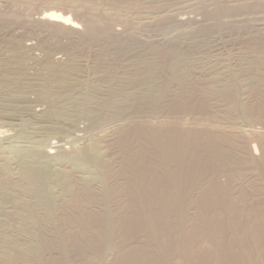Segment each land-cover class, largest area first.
<instances>
[{
	"label": "bare ground",
	"instance_id": "bare-ground-1",
	"mask_svg": "<svg viewBox=\"0 0 264 264\" xmlns=\"http://www.w3.org/2000/svg\"><path fill=\"white\" fill-rule=\"evenodd\" d=\"M128 1V0H125ZM132 1V0H131ZM130 1V2H131ZM136 1V0H135ZM140 1V0H139ZM142 1V0H141ZM140 1V2H141ZM146 5L143 7L136 9L135 11L140 14L146 13L148 14H153L154 11L157 12L159 11L160 7H165L169 1L168 4H170V0H144V2ZM182 1V0H181ZM184 1V0H183ZM187 1V0H185ZM191 1V0H190ZM189 1V2H190ZM195 1V0H194ZM197 2L195 3H204L206 4L207 2L211 1V0H196ZM214 1V0H213ZM212 1V2H213ZM220 0H215L213 2L214 6L210 5V4H206L210 7H214L213 10L209 13L208 10H206L207 8H201L204 9V14L205 16L207 15V19L205 22H207V20L211 19L212 20H216L218 21L220 18V16H222L224 12L227 11V7L221 6L219 5ZM223 1V0H222ZM229 1V0H228ZM232 1V0H231ZM238 1V0H237ZM133 3H135L134 1H132ZM131 2V3H132ZM139 2V3H140ZM167 2V3H166ZM173 2V1H172ZM178 3V1H175ZM193 1H191L192 3ZM236 2V1H235ZM138 3V1H137ZM142 3V2H141ZM162 3H165L164 5ZM174 3V2H173ZM190 3V4H191ZM224 3V1H223ZM233 3V2H232ZM260 3V2H259ZM262 3V2H261ZM128 4L130 5L129 1ZM175 4V3H174ZM187 4V3H186ZM189 4V3H188ZM212 4V3H211ZM225 4V3H224ZM140 5V6H142ZM171 5V4H170ZM173 5V4H172ZM182 5V4H181ZM184 5V4H183ZM192 5V4H191ZM189 5V6H191ZM196 5V4H195ZM135 6V5H134ZM132 5V7H134ZM259 6V5H258ZM262 6V5H261ZM264 6V4H263ZM129 7V6H128ZM174 7V6H173ZM187 7V5H186ZM49 8V7H48ZM131 8V7H130ZM135 8V7H134ZM138 8V7H136ZM168 8V5H167ZM175 8V7H174ZM193 8V7H192ZM261 8V7H260ZM133 9V8H132ZM163 9V8H162ZM161 9V10H162ZM201 9V10H202ZM128 10V9H127ZM165 10V9H164ZM167 10V9H166ZM179 10V9H177ZM190 10V9H189ZM194 10V9H193ZM225 10V11H224ZM40 11V10H39ZM132 13L133 10H130ZM174 11V10H173ZM172 11V12H173ZM210 11V10H209ZM134 12V14L136 13ZM156 12V13H157ZM160 12V11H159ZM170 12V11H169ZM177 12V11H176ZM245 11H243L244 13ZM155 13V12H154ZM155 13V14H156ZM161 13V12H160ZM184 13V12H183ZM189 13V12H187ZM133 14V13H132ZM139 14V15H140ZM182 15V13H180ZM178 14V15H180ZM185 14V13H184ZM227 14V13H226ZM229 14V13H228ZM37 15V17L35 18L38 22V20H40L39 22H55L57 25L60 24V26H65L67 28H71L73 29H78L79 27V22L77 21L76 17L73 18L70 14L68 13H64V12H59L56 11L55 9H45L42 10L38 13L35 14V16ZM144 15V14H143ZM145 15V16H147ZM168 15V14H167ZM170 15V14H169ZM173 16L175 17L173 21L175 24H178L179 22H181L183 16ZM190 15V14H189ZM198 15V13H197ZM241 15V14H240ZM149 16V15H148ZM185 16V15H184ZM191 16V15H190ZM193 16V14H192ZM199 16V15H198ZM196 20L193 21L197 22L198 25H202L204 21L198 22L197 21V16ZM201 17V16H200ZM229 17V16H228ZM139 18V17H138ZM142 18V17H140ZM151 18V17H150ZM170 18V17H169ZM185 18V17H184ZM184 18L182 20V23H185ZM190 18V17H189ZM193 18V17H192ZM205 18V17H204ZM210 18V19H209ZM238 18V17H237ZM137 19V18H136ZM144 19V18H143ZM148 19V18H146ZM155 19V18H154ZM164 18H161V20L159 21L160 23L157 24H162L161 21ZM165 19H168L165 18ZM202 19V17L200 18ZM222 19V18H221ZM227 19V18H225ZM243 19V18H242ZM260 19V18H259ZM262 19V18H261ZM156 20V19H155ZM186 20V19H185ZM188 20V19H187ZM205 20V19H202ZM229 20V19H227ZM244 20V19H243ZM139 21V20H138ZM168 22V20H166ZM172 21V20H171ZM184 21V22H183ZM221 21V20H219ZM256 21V20H255ZM142 22V21H141ZM158 22V20L156 21ZM165 22V21H164ZM163 22V23H164ZM173 22H169L172 26ZM189 22V21H187ZM192 22V21H191ZM193 22V23H194ZM210 22V21H209ZM210 24L214 25L212 22ZM232 22V21H231ZM257 22V21H256ZM138 23V22H136ZM154 23V21H153ZM173 23V26L175 25ZM222 23V22H221ZM227 23V22H226ZM242 23V22H241ZM152 24V23H151ZM155 24V23H154ZM166 28L170 25H168V23H166ZM192 24V23H191ZM190 24V25H191ZM196 24V23H195ZM207 24V23H206ZM209 24V23H208ZM236 24V23H235ZM239 24V23H238ZM246 24V23H245ZM250 24V23H249ZM15 25V24H14ZM13 25V27H14ZM25 25V24H24ZM150 25V24H149ZM187 25V24H186ZM216 25V26H215ZM214 26L211 27V25L207 26H200L202 27V30H200L201 32L204 31L207 33H210L207 36H211L212 38L210 39V42L208 41V43H210V46L212 45V43L214 42H221L220 39H222V31H219L220 29H218V27H220V22H216ZM234 25V24H232ZM241 25V24H239ZM253 25V24H252ZM262 25V23H261ZM10 26V25H8ZM119 26V25H118ZM141 26V25H140ZM144 26V25H143ZM147 25H145V27H147ZM152 26V25H151ZM156 26V25H155ZM160 26V25H159ZM164 26V25H162ZM161 26V27H162ZM176 26V25H175ZM174 26V28H176ZM180 26V25H179ZM188 26V25H187ZM194 26V25H193ZM227 26V24L225 25ZM225 26H223L225 28ZM259 24H255L252 28L256 29L259 28ZM264 26V24H263ZM5 27V26H4ZM11 27V26H10ZM9 27V28H10ZM18 27V26H16ZM24 27V26H23ZM190 27V26H189ZM199 27V28H200ZM222 26L220 28H223ZM233 27V26H232ZM239 27V26H238ZM237 27V28H238ZM247 27V25H246ZM249 27V26H248ZM12 28V27H11ZM20 28V27H19ZM28 28V27H26ZM33 28V26H32ZM30 28V29H32ZM116 28V26L114 27ZM129 28V27H128ZM130 28H133L132 26ZM137 28L139 29V27L137 26ZM150 28V27H149ZM152 28V27H151ZM155 28V27H154ZM160 28V27H159ZM164 28V27H162ZM169 28V27H168ZM171 28V27H170ZM173 28V27H172ZM173 28V29H174ZM198 28V29H199ZM213 28H217L213 29ZM252 28H248V29H252ZM261 28V26H260ZM259 28V29H260ZM263 28V27H262ZM39 29V28H38ZM50 29V28H48ZM70 29V32H71ZM119 29V28H118ZM124 29V28H123ZM136 30V28H134ZM142 29V28H141ZM145 29V28H144ZM147 29V28H146ZM156 29V28H155ZM157 29H158V25H157ZM196 29V28H193ZM192 29V30H193ZM197 29V30H198ZM228 29V28H227ZM233 29V28H232ZM232 29H230L231 31H233ZM236 29V25L235 28ZM242 29V28H241ZM245 30H247L246 28H243ZM242 29V30H243ZM264 29V28H263ZM8 30V29H7ZM13 30V29H12ZM42 30V29H41ZM47 30V29H46ZM45 30V33H46ZM51 30V29H50ZM63 30V28H62ZM67 30V29H66ZM113 30V29H112ZM111 28H110V32L109 31H105L104 34L106 35L107 32L108 33H112ZM133 30V29H132ZM140 30V29H139ZM152 30V29H151ZM161 30V28H160ZM169 30V29H168ZM193 32V34L196 33H200L198 31ZM216 30V31H214ZM237 30V29H236ZM239 30V28H238ZM237 30V31H238ZM262 30V29H260ZM11 31V30H10ZM21 31V30H20ZM35 31V30H34ZM40 31V29L38 30ZM55 31V30H54ZM57 31V30H56ZM56 31L54 32V34H56ZM69 32V30H67ZM75 31V30H74ZM92 31V30H91ZM118 31V30H117ZM131 31V29L129 30V32ZM134 31V30H133ZM138 30H136L137 32ZM145 31V30H143ZM147 31V30H146ZM149 31V29H148ZM154 31V29L152 30V32ZM166 30L163 29L162 32H165ZM226 31V30H225ZM228 31V30H227ZM226 31V32H227ZM244 31V30H243ZM252 31V30H249ZM258 31V30H257ZM14 32V31H13ZM43 30H42V34H43ZM51 32V31H50ZM58 32V31H57ZM65 32V31H64ZM69 32V33H70ZM139 32V31H138ZM142 32V31H141ZM150 32V31H149ZM156 32V30H155ZM167 32V31H166ZM189 32V31H187ZM190 32V33H192ZM241 32V31H238ZM12 33V31H11ZM39 33V32H36ZM48 33V31H47ZM46 33V34H47ZM63 33V32H62ZM118 33V32H115ZM128 33V32H127ZM135 33V32H134ZM140 33V32H139ZM148 33V32H147ZM202 33V35H203ZM248 33V32H246ZM250 33V32H249ZM248 33V34H249ZM256 33V32H255ZM261 33V32H260ZM13 34V33H12ZM46 34H45V38H46ZM49 34V33H48ZM47 34V35H48ZM57 33V37H58ZM90 34H92V32H90ZM119 34V33H118ZM131 34V33H130ZM127 35L128 37L130 36ZM149 34V33H148ZM155 36L157 35V33H153ZM164 34V33H163ZM181 34V33H180ZM179 34V35H180ZM189 34V33H188ZM187 34V35H188ZM201 34V33H200ZM206 34V33H205ZM238 34V33H237ZM23 35V34H22ZM33 35V34H32ZM53 35V34H52ZM64 35V33H63ZM67 36H69V34H66ZM109 35V34H108ZM111 35V34H110ZM144 35V34H143ZM152 35V33H151ZM165 35V34H164ZM183 35V34H182ZM185 35V34H184ZM183 35V36H184ZM224 35V34H223ZM256 35V34H254ZM36 36H38L36 34ZM55 36V35H54ZM65 36V35H64ZM71 36V35H70ZM74 36V35H73ZM72 36V37H73ZM78 36V35H76ZM116 36V35H115ZM121 36V33H120ZM166 36V35H165ZM192 37V34L189 35ZM197 37H200L199 35L196 34ZM195 37V40L191 42V40H189L191 43H188L186 46H184V48L182 49L180 48H176L173 50V52L170 53V55L168 54L167 48H165L162 43V47H158L160 45H156L155 42V47L154 49L146 50V56L149 55L151 58H154L155 64L151 63L149 65H146L147 67L145 68V74L147 79H149L151 82H153L156 78L160 79L159 82V95H158V104L160 105L159 107V115L160 112L164 113L168 118L166 120H162L159 121L157 123H147V121L145 122V118L142 121H139L138 119H134V118H128V117H124V116H119V121L121 120L120 117L123 119L126 118V122H128V120L130 122H128L126 125L122 124L121 121L120 123L117 122L115 120V122L121 124V128L119 129V127L116 125V127L118 128L112 132H109V134H106L107 138L105 139V141L107 142L106 146L108 149V157L103 156V158H96L95 160H92L91 157L90 158V162L91 164L93 163L94 167L96 170H98L102 175L104 181H105V188L103 190H100V187L98 185L97 187H94L92 184H90L92 187H90L88 185V187L86 185H84L85 183L83 181L80 180V178H78V173L75 174H65L66 176H64L65 178L68 179V184H67V193L65 194L66 197L62 198L59 203L56 204V207L54 203L48 202V200L45 197V192L44 191V180L41 173H38L37 171L34 170H29L27 169L24 172L23 176V181L24 182H19L18 180L20 179H15V175L14 177L12 176L11 178H9L7 175H2V173L0 174V185L2 187H5V189H7L6 187L10 186L13 187V191H16V196L13 198L15 199L16 197L18 199H20L19 197H28V201L26 202V204L24 206H26V209L28 211L27 215L32 222L33 226L35 228V230L37 232H39V242L40 245L43 249L41 255H40V264H72V260L75 257H72L70 255H72V248L74 244H80V246L83 244L86 245L85 247L88 248L85 251H80V252H84V253H80L82 255V257H80L79 259H77L76 262H78V260H88V262H90L89 260H94L92 259V256H101L102 254H104V252H106V250H108V248H110V251L112 250L113 253H115L116 250H113L114 248H118L116 251V254H112L110 256L113 255V257L110 259V257L108 256L109 252L106 253L108 255H106L107 260L110 262L111 260V264H165L168 260L167 258H170L171 256H173L177 262V264H185V262L187 261L186 258L188 259L187 256H189V250L187 251L188 254L186 255L184 252V247L186 246V244L189 245V243H191V246L193 244V242L197 243V239L203 240V237H205L204 239L206 240V243L203 244L202 242V247H204V245L207 247L208 244H211L209 247L214 248V251H217L215 253H218L221 256V258H225V254L223 256L222 253H224L227 250V264H254L255 262L251 259L255 258L258 256L259 259H262V253L257 255L254 254L252 255L250 251H254V250H250V245H248V237L251 239L253 238L251 241H254V245L256 244V240L257 243L259 242L258 240H261V238H264V212L261 211L260 212V216L257 213V215L255 214L256 212H253L252 217H249L248 212H246V209H250L249 206H245V204L248 202V196H247V192H245L243 189L240 188V190H238V194L233 193L232 189L230 188V183L228 180V172H231V169L228 170L229 167L234 166L238 167L239 165H249L251 166L255 172L261 177L263 185H264V129H258V127L253 124H247L245 125L247 128L244 129H239L236 130L237 128L234 129H230L227 127V117L224 118L222 115H219L220 118L216 117L218 115V112L223 111V109L225 108V105L227 106V102L232 101L234 99V92H224L222 94H219L220 98H217L215 95H213V91H211L210 89L208 90L209 87V79L207 80V74L210 73V71H208V73L206 72L207 68H209L210 66L206 65V62L203 60L202 61L205 62L204 66L206 69H204V67H195L194 68H198L196 69H191L190 66L189 69L187 68V71L184 70L183 72L185 74H189L190 78L192 77V81L190 82V95L187 96L186 100L189 102L188 106L191 108H204L203 105H205V102L207 104H209V107H213L215 108V111L213 109H211L213 112H215L214 114V118H218L215 122H211L209 123L207 118L205 120L206 121H202L199 117L200 120H195L193 119V121L189 124L186 119L184 118H178L176 114L171 110H175V107L178 106H182L184 104L179 103V102H175L177 101L178 95L176 93L175 87L174 90L172 89V85L173 82L171 80L170 77H172V70L171 68L173 67V65L175 64V62H177L178 60H180L179 58L181 57H188L187 55H190L189 57H191V54L193 53V51H195L197 48H199L201 45L199 44L200 41L197 42V38ZM204 36V35H203ZM42 37V36H41ZM49 37V36H47ZM51 37V35H50ZM56 37V38H57ZM66 37V36H65ZM89 37V36H87ZM104 37V35H103ZM111 36H108V38H110ZM126 37V36H125ZM128 37H126L128 39ZM131 37L133 38V36L131 35ZM147 37V36H146ZM159 37V36H158ZM157 37V38H158ZM182 37V36H181ZM185 37V36H184ZM183 37V38H184ZM202 37V36H201ZM235 37V36H234ZM253 37L250 34V38ZM257 37V36H256ZM259 37H261L259 35ZM263 37V36H262ZM35 38V37H33ZM37 38V37H36ZM55 38V39H56ZM74 38V37H73ZM101 38V37H100ZM99 38V39H100ZM106 37V40L108 39ZM114 38V35L113 37ZM119 39V37H117ZM122 38V37H121ZM120 38V39H121ZM131 38V39H132ZM151 38V37H149ZM154 38V37H153ZM153 38H152V42H153ZM156 38V39H157ZM159 38H162V34L160 35ZM165 38V37H164ZM167 38V37H166ZM165 38V40H166ZM178 38V36H177ZM187 38V37H186ZM189 38V37H188ZM203 38H208V37H203ZM240 38V37H239ZM245 38V37H244ZM249 38V36H248ZM258 38V37H257ZM16 39V38H15ZM70 41L71 38L69 37ZM75 39V38H74ZM77 40H82L78 38H76ZM76 39L74 40V42L76 41ZM98 39V40H99ZM123 39V38H122ZM125 39V38H124ZM125 39V42L126 40ZM130 39V40H131ZM135 40H137L138 38H134ZM141 39V38H140ZM139 39V42L141 41ZM146 39V38H145ZM143 39V40H145ZM163 39V38H162ZM161 39V40H162ZM174 39V38H173ZM190 39V38H189ZM200 39V38H199ZM202 39V38H201ZM202 39V42H204ZM235 39V38H234ZM241 39V38H240ZM246 39V38H245ZM259 39V38H258ZM263 39V38H262ZM27 40L30 39H26ZM31 40H33L31 38ZM40 40V39H39ZM60 40V39H59ZM65 40V38H64ZM64 40H62L63 42H65ZM68 40V39H67ZM66 40V41H67ZM96 39H94L95 41ZM97 40V41H98ZM101 40V39H100ZM104 39V41H106ZM111 39H108V41ZM114 40V39H113ZM116 40V39H115ZM129 40V39H128ZM142 40V41H143ZM170 40V39H169ZM167 40V41H169ZM172 40V39H171ZM177 39L175 38V42ZM188 40V39H187ZM209 40V39H207ZM220 40V41H219ZM227 40V39H225ZM243 40V38H242ZM252 40V38H251ZM253 40H255V37L253 38ZM257 40V39H256ZM8 41V40H7ZM61 41V40H60ZM68 41V42H70ZM118 41V40H116ZM132 41V40H131ZM147 41V39H146ZM150 41V42H151ZM155 41V38H154ZM157 41V40H156ZM163 41V40H162ZM161 41V42H162ZM172 41V43H173ZM183 41V40H182ZM188 41V42H189ZM237 41V40H236ZM245 41V40H244ZM249 41V40H247ZM17 42V40H16ZM15 42V43H16ZM30 41H28L26 44H30ZM35 42V41H34ZM41 42V41H39ZM73 42V41H72ZM79 42V41H78ZM101 41H98L97 43H99ZM107 42V41H106ZM111 42V41H110ZM115 42V41H114ZM112 42V43H114ZM121 40L118 42V50L119 53L121 52V54L124 52L126 54H129V52L131 53L132 51L130 49H128L130 46H127L124 48V46L122 47L121 45ZM124 42V40H123ZM138 42V41H137ZM136 42V43H137ZM144 42V41H143ZM158 42L159 39H158ZM164 42V41H163ZM232 42V41H230ZM239 42V41H238ZM241 42V41H240ZM243 42V41H242ZM257 43V41H255ZM259 42V41H258ZM264 42V40H263ZM18 43V42H17ZM33 43V42H32ZM42 43V42H41ZM77 43V42H76ZM96 43V42H95ZM94 43V44H95ZM102 43V42H101ZM120 43V45H119ZM135 43V44H136ZM146 43V42H144ZM147 43H149L147 41ZM165 43H167L165 41ZM164 43V45H165ZM171 43V44H172ZM180 43V41H179ZM205 43V42H204ZM203 43V44H204ZM225 43V42H223ZM222 43V44H223ZM246 43V42H245ZM253 43V42H252ZM261 43V42H260ZM40 44V43H39ZM71 44V43H70ZM106 44V43H104ZM108 44V42H107ZM111 44V43H110ZM109 44V45H110ZM115 44V43H114ZM113 44V45H114ZM125 44V43H124ZM138 44V43H137ZM142 44V43H141ZM158 44V43H157ZM161 44V43H160ZM168 44V43H167ZM177 44V43H176ZM183 44V43H182ZM207 44V43H206ZM221 43H219L218 45H220ZM227 44V42H226ZM255 44V43H254ZM5 45V44H4ZM26 45V46H28ZM32 45V44H31ZM34 45V44H33ZM32 45V46H33ZM93 45V43H92ZM91 45V46H92ZM100 45V44H98ZM144 45V44H143ZM147 45V44H146ZM178 45V44H177ZM200 45V46H198ZM216 44H214L215 46ZM231 45V44H230ZM239 45V44H238ZM241 45V44H240ZM18 46V45H17ZM24 46V45H23ZM22 46V47H23ZM69 47V44L67 45ZM105 45H103L102 47H104ZM120 46V47H119ZM132 46L133 45L132 43ZM131 46V47H132ZM141 46V45H140ZM145 46V45H144ZM172 46V45H171ZM180 46V44L178 45ZM224 46V45H223ZM227 46V45H226ZM233 46V44H232ZM253 46V45H252ZM257 47V45H255ZM261 46V45H260ZM264 46V44L262 45ZM31 47V46H29ZM51 48V46H48ZM71 47V46H70ZM94 47V46H93ZM99 47V46H98ZM101 47V46H100ZM99 47V48H100ZM107 47V46H106ZM114 47V46H113ZM112 47V51L113 50ZM115 47V48H116ZM139 47V44H138ZM148 47V45H147ZM150 47H152L150 45ZM168 47V46H167ZM205 47L204 45L202 46V48ZM207 47V46H206ZM205 47V48H206ZM209 47V45H208ZM222 47V46H221ZM230 47V46H229ZM243 47V46H242ZM245 47V46H244ZM11 48V47H10ZM28 48V47H26ZM57 48V47H56ZM62 48V47H61ZM60 48V49H61ZM66 48V47H65ZM90 48V47H89ZM88 48V51H89ZM95 48V47H94ZM97 48V47H96ZM109 48H111L109 46ZM109 48H107L109 50ZM135 48V47H134ZM132 48V49H134ZM137 48V47H136ZM140 48V47H139ZM153 48V47H152ZM238 48V47H237ZM254 48V47H253ZM260 48V47H259ZM264 48V47H262ZM35 49V48H34ZM54 48H52L53 50ZM59 49V50H60ZM71 49V48H70ZM106 49V50H107ZM173 49V48H172ZM208 49V48H207ZM232 49V48H231ZM243 49V48H242ZM245 49V48H244ZM243 49V50H244ZM252 49V48H250ZM32 50V48H31ZM42 50V49H41ZM51 50V49H50ZM55 50V49H54ZM58 50V51H59ZM69 52H71L69 49H67ZM95 49H92V52ZM101 50H105L104 48H102ZM107 52H111L108 51ZM117 50V49H116ZM130 50V51H129ZM144 50V49H143ZM198 50V49H197ZM201 49L199 48L198 51H200ZM209 50V49H208ZM211 50V49H210ZM214 50V49H213ZM233 50V49H232ZM242 50V51H243ZM264 50V49H263ZM9 51V49L7 50ZM30 51V50H29ZM28 51V52H29ZM36 51V50H35ZM34 51V53H35ZM48 51V50H47ZM87 51V50H86ZM142 51V50H141ZM139 51V52H141ZM207 51V50H206ZM212 51V50H211ZM209 51V52H211ZM220 51V50H219ZM247 51V50H246ZM32 52V51H30ZM43 52V51H42ZM49 52V51H48ZM60 52V51H59ZM67 52V51H66ZM68 52V55H70L71 53ZM97 52V51H96ZM100 52V51H99ZM97 52V53H99ZM106 52V54H107ZM135 52V49H134ZM138 52V49H137ZM202 52V51H201ZM214 52V51H213ZM245 52V51H244ZM251 52V50H250ZM253 52V50H252ZM255 52V51H254ZM253 52V53H254ZM256 52H258L256 50ZM255 52V54H256ZM261 52V51H260ZM56 53V52H55ZM54 53V54H55ZM89 53V52H88ZM112 53V52H111ZM111 53H109V55H111ZM115 53V52H113ZM118 53V54H119ZM123 53V54H124ZM142 53V52H141ZM204 53V51H203ZM207 53V52H206ZM243 53V52H242ZM241 53V54H242ZM30 54V53H29ZM28 54V55H29ZM43 54H45L43 52ZM51 54V53H50ZM53 54V53H52ZM91 54V53H90ZM93 54V53H92ZM95 54V52H94ZM105 54V56H106ZM117 54V53H116ZM117 54V56H118ZM120 54V55H121ZM122 54V56H123ZM124 54V55H125ZM127 54L125 56H127ZM133 54V53H132ZM130 54V57H132V60L134 59V55ZM210 54V53H209ZM239 54V53H238ZM258 54V53H257ZM4 57L6 55H8V53L5 55L3 54ZM23 55H25L26 58V54L23 53ZM21 55V56H23ZM49 55V53L47 54ZM46 55V57H47ZM98 55V54H97ZM102 55V53H101ZM138 55V54H137ZM141 55V54H140ZM203 55V54H202ZM206 55V54H204ZM216 55V54H215ZM221 55V54H219ZM225 55V54H224ZM222 55L223 57H218L215 59V65L213 66V71L214 73L219 77V79H225L227 78V70L229 69H238L239 72H248L249 74L255 75L256 73H259L260 71H264V66H261L259 63V59L260 62L264 61V54L262 53L261 55H255L256 57H253V60H257V61H253L251 60L252 57H250V61L247 60V58L245 57V59L247 61H249V63H247V65H243L242 58H244L242 55V57L238 56V60L241 62L239 64L236 65V68H230L229 63H231L230 61L233 62V56L227 59V55ZM234 55V54H233ZM237 55V53H236ZM240 55V54H239ZM246 55V54H245ZM30 56V55H29ZM32 56V54H31ZM30 56V57H31ZM36 56V55H35ZM43 56V55H42ZM55 56V55H54ZM60 56V55H59ZM95 56V55H94ZM93 56V57H94ZM100 55H98L99 57ZM104 56V55H103ZM100 57V58H103ZM136 56V55H135ZM143 56V54H142ZM141 56V57H142ZM196 56V55H195ZM194 56V57H195ZM201 56V55H200ZM13 57V56H12ZM24 57V56H23ZM28 57V56H27ZM37 57V56H36ZM50 57V56H49ZM48 57V58H49ZM68 57V56H67ZM71 57V56H70ZM92 57V56H91ZM96 57V56H95ZM107 57V56H106ZM115 57V55H114ZM119 57V56H118ZM138 57V56H137ZM136 57V58H137ZM149 57V58H150ZM191 57V58H194ZM198 57V55H197ZM196 57V58H197ZM207 57V55L205 56ZM204 57V58H205ZM213 57V56H212ZM217 57V56H216ZM261 57V58H260ZM2 58V57H1ZM7 58V56H6ZM22 58V57H21ZM29 58V57H28ZM43 58V57H41ZM47 58V59H48ZM55 58V57H53ZM122 57H119V59ZM126 58V57H124ZM135 58V60H136ZM139 58V57H138ZM146 58V57H145ZM183 58V59H184ZM190 58V59H191ZM200 58V57H198ZM208 58V57H207ZM27 59V58H26ZM31 59V58H29ZM34 59V57H33ZM45 59V58H43ZM51 59V58H50ZM73 61V58H70ZM76 59V58H75ZM92 59V58H90ZM104 59V58H103ZM110 58H107V60H109ZM112 59V58H111ZM116 59V58H115ZM128 59V58H127ZM131 59V58H130ZM129 59V60H130ZM236 59V58H235ZM234 59V60H235ZM9 60V59H8ZM36 60V59H35ZM37 60H39V57L37 58ZM42 59H40L41 61ZM86 60V59H85ZM88 60V59H87ZM107 60L104 59V61L107 62ZM118 60V58H117ZM115 60V61H117ZM121 60V59H120ZM118 60V61H120ZM140 60V58H139ZM138 60V61H139ZM143 60V59H142ZM141 63L143 64L144 62ZM146 60V59H145ZM144 60V61H145ZM189 60V59H188ZM195 60V58H194ZM198 60V59H196ZM227 60H228V64H227ZM245 60V61H246ZM20 61V60H18ZM23 61V60H22ZM21 61V62H22ZM26 61V60H25ZM31 61V60H30ZM34 61V60H33ZM39 61V62H40ZM46 61V60H44ZM54 61V59H53ZM64 61V60H63ZM78 61V60H77ZM91 61V60H90ZM127 61V60H126ZM183 61V60H182ZM196 61L197 63L200 62ZM209 61V60H208ZM214 61V59H213ZM212 61V62H213ZM238 61V62H239ZM28 62V61H27ZM32 62V61H31ZM38 62V61H37ZM49 62V60L47 61ZM46 62V63H47ZM52 63V61H50ZM49 62V63H50ZM59 62L58 60L56 61V63ZM68 62V61H67ZM71 62V61H70ZM86 62V61H85ZM109 62V61H108ZM122 61H120L121 64ZM124 62V60H123ZM122 64H125L123 63ZM133 61L128 63H132ZM137 64V60L135 61ZM187 62V61H186ZM189 62V61H188ZM193 62V61H192ZM244 62V61H243ZM6 63V61H5ZM26 63V62H25ZM36 63V62H35ZM92 63V62H90ZM114 63V61L112 62ZM117 63V62H116ZM139 63V62H138ZM146 63V62H145ZM149 63V61H148ZM157 63V64H156ZM181 63V62H180ZM191 63V62H190ZM202 63V62H200ZM211 63V62H210ZM214 63V62H213ZM212 63V64H213ZM245 63V62H244ZM20 64V63H19ZM22 64V63H21ZM24 64V63H23ZM45 64V63H44ZM43 64V65H44ZM58 64V63H57ZM72 64V63H71ZM70 64V65H71ZM77 64V63H76ZM81 64V63H79ZM108 64V63H107ZM119 64V63H118ZM192 64V63H191ZM194 64V62H193ZM192 64V65H193ZM208 64V63H207ZM235 64V63H234ZM25 65V64H24ZM29 65V63H28ZM26 65L27 67H30ZM32 65V64H30ZM39 65V64H38ZM46 66L48 64H45ZM44 65V66H45ZM85 65V64H84ZM83 65V66H84ZM89 65V64H88ZM104 65V64H103ZM112 65V64H111ZM138 66L140 64H137ZM136 65V67L132 66V71L130 68V71L133 72V68L135 69H139L137 68L138 66ZM185 65V64H183ZM182 65V66H183ZM188 65V64H187ZM195 65V64H194ZM198 65V64H196ZM202 65V64H199ZM211 65V64H210ZM36 66V64H35ZM41 66V65H39ZM73 66V65H72ZM95 66V65H94ZM102 66V64H101ZM104 66L107 67V65L105 64ZM115 66V63H114ZM208 66V67H206ZM20 67V66H18ZM24 67V66H23ZM37 67V66H36ZM66 67V66H65ZM63 66V68H65ZM67 67H70L67 65ZM97 67V66H95ZM110 64H108V70L111 69L109 68ZM113 67V66H112ZM116 67V66H115ZM124 67V65H123ZM130 67V66H128ZM145 67V66H144ZM184 67V66H183ZM193 67V66H192ZM212 67V66H211ZM17 68V66H16ZM44 70L46 69L45 67H43ZM71 68V67H70ZM93 68V67H92ZM104 68V67H103ZM114 68V67H113ZM118 68V67H117ZM125 68V67H124ZM143 69V67H141ZM141 68L139 70H141ZM11 69V68H10ZM21 69V67L19 68ZM67 69H63L66 70L65 73H68ZM73 69V68H72ZM97 69V68H96ZM99 69V68H98ZM97 69V71H98ZM106 69V68H105ZM121 69V68H120ZM126 71H127V64H126ZM124 69V70H125ZM135 69V70H136ZM186 69V68H185ZM23 70V69H22ZM21 70V73H22ZM27 70V68H26ZM32 69H30L31 71ZM49 70V69H48ZM62 70V69H59ZM101 70V67H100ZM107 70V71H108ZM116 70V68L114 69V71ZM121 73L124 72L123 68L121 69ZM8 71V70H7ZM25 71V70H24ZM69 71V70H68ZM91 71V70H90ZM93 71V70H92ZM91 71V73H92ZM110 71V70H109ZM125 71V72H126ZM128 70V72H130ZM137 71V70H136ZM4 72V71H3ZM26 72V71H25ZM33 72V71H32ZM40 72V70H39ZM49 72V71H48ZM50 72L53 73V71L50 70ZM57 72V70H56ZM55 72V74H56ZM73 72V71H72ZM83 72V71H82ZM95 72V71H93ZM112 72V73H111ZM116 72V71H115ZM124 72V73H125ZM139 72V71H137ZM188 72V73H187ZM24 73V72H23ZM22 73V74H23ZM38 73V72H37ZM77 73V71H76ZM84 73V72H83ZM97 73V72H96ZM95 73V74H96ZM101 73V72H100ZM107 73V72H106ZM109 73L111 74H115L113 73V71H110ZM32 74V73H31ZM41 74V73H40ZM50 74V73H49ZM57 74H61V71H59V73L57 72ZM63 74V75H64ZM75 74V72H74ZM73 74V75H74ZM119 74V73H118ZM126 74V73H125ZM134 73H131V75ZM141 74V72H140ZM139 74V75H140ZM242 74V73H240ZM34 75V73H33ZM54 75V74H53ZM62 75V74H61ZM63 75L61 78H63ZM67 75V74H66ZM65 75V76H66ZM103 75V74H101ZM109 75V74H108ZM114 75V77H115ZM136 75H138V73H136ZM143 75V74H142ZM210 75V74H208ZM40 76V75H38ZM51 76V74H50ZM49 76V78H51ZM68 76V75H67ZM75 76V75H74ZM85 76V75H83ZM106 76V75H105ZM110 76V75H109ZM112 76V75H111ZM119 76V75H117ZM122 76V75H121ZM126 76V75H125ZM129 76V75H128ZM27 77V76H26ZM29 77V76H28ZM44 77V76H43ZM70 77V76H68ZM67 77V78H68ZM86 77V76H85ZM91 77V76H90ZM107 77V76H106ZM135 77V76H134ZM137 77V76H136ZM135 77V79H136ZM4 78V77H3ZM35 78V77H34ZM33 78V79H34ZM36 78H38L36 76ZM45 78V77H44ZM53 78V77H52ZM59 78V76L57 77V79ZM118 78V77H117ZM124 78V76H123ZM122 78V80L124 81V79ZM131 79L130 77H127ZM39 79V78H38ZM56 79V80H57ZM64 79V78H63ZM76 79V78H75ZM97 78H95L96 80ZM107 78H105L106 80ZM113 79V78H112ZM116 79V78H115ZM119 79V78H118ZM133 79V78H132ZM145 79V77H144ZM158 79V80H159ZM189 79V78H188ZM54 80V79H53ZM79 80V79H78ZM108 80V79H107ZM106 80V81H107ZM121 80V79H120ZM211 80V79H210ZM5 81V80H4ZM23 81V78H22ZM25 81V80H24ZM35 81V80H34ZM43 81V80H41ZM62 81V80H61ZM59 81V82H61ZM99 81V80H98ZM117 81V80H116ZM121 81V82H123ZM126 81V80H125ZM133 81V80H132ZM131 81V82H132ZM31 82V81H30ZM45 82V81H44ZM48 82V79H47ZM52 82V81H51ZM58 83V81H56ZM93 82V81H92ZM114 82V81H113ZM137 82V80H136ZM136 82H134L136 84ZM155 84L157 82L154 81ZM11 83V82H10ZM32 83V82H31ZM77 83V82H76ZM89 83V82H88ZM109 83V81H108ZM107 83V85H109ZM118 83V82H117ZM115 83V84H117ZM129 83V82H128ZM133 83V82H132ZM131 83V84H132ZM148 83V82H147ZM211 83V82H210ZM59 84V83H58ZM68 84V83H67ZM80 84V83H79ZM96 84V83H95ZM99 84V83H98ZM120 84V82H119ZM125 84V82H124ZM127 84V83H126ZM151 84V83H150ZM1 85V84H0ZM4 85V84H3ZM25 85V84H24ZM37 85V84H36ZM61 85V84H60ZM100 85V84H99ZM112 85V84H110ZM123 85V84H122ZM128 85V84H127ZM130 85V84H129ZM134 85V84H133ZM141 85V84H140ZM153 85V83H152ZM158 85V84H157ZM253 85V84H252ZM6 86V85H5ZM31 86V85H30ZM49 86V85H48ZM47 86V87H48ZM62 86V85H61ZM83 86V85H82ZM104 86V85H103ZM114 86V85H113ZM125 86V85H124ZM135 86V85H134ZM137 86V85H136ZM174 86V85H173ZM7 87V86H6ZM11 87V86H10ZM22 87V86H21ZM45 87V86H44ZM67 87V86H66ZM88 87V86H86ZM91 87V85H90ZM97 87V86H96ZM105 87V86H104ZM111 88V86H109ZM120 87V86H119ZM119 87H116L119 88ZM128 87V86H127ZM149 87V84H148ZM62 88V87H61ZM68 88V87H67ZM66 88V89H67ZM75 88V87H74ZM98 88V87H97ZM121 88V87H120ZM119 90H122V88ZM125 88V87H124ZM4 89V88H3ZM6 89V88H5ZM4 89V90H5ZM11 89V88H10ZM16 89V88H15ZM19 89V88H18ZM33 89V88H32ZM52 89V88H50ZM64 89V88H63ZM84 89V88H83ZM83 89L82 92H83ZM108 89V88H107ZM115 89V88H113ZM115 89V90H116ZM127 89V88H126ZM146 89V88H145ZM22 90V89H21ZM19 90V91H21ZM31 90V89H30ZM54 90V89H53ZM60 90V89H59ZM95 90V89H94ZM103 90V89H102ZM109 90V89H108ZM112 90V89H111ZM117 89V91H119ZM9 91V90H8ZM11 91V90H10ZM23 91V90H22ZM21 91V92H22ZM29 91V90H27ZM40 91V90H39ZM65 91V90H64ZM74 91V90H73ZM86 91V90H85ZM97 91V90H96ZM106 91V90H105ZM110 91V90H109ZM113 91V90H112ZM131 91V90H130ZM19 92V93H21ZM51 92V90H50ZM61 92V91H60ZM101 92V91H99ZM122 92V91H121ZM126 92V91H124ZM11 93V92H10ZM26 93V92H25ZM33 93V92H32ZM36 93V92H35ZM34 93V94H35ZM106 93V92H105ZM57 94V93H55ZM59 94V93H58ZM66 94V93H65ZM116 94V93H115ZM128 94V93H127ZM236 94V93H235ZM15 95V94H14ZM23 95V94H22ZM71 95V94H69ZM77 95V94H76ZM86 95V94H85ZM96 95V94H93ZM98 95V94H97ZM96 95V96H97ZM120 95V94H119ZM125 95V94H124ZM132 95V94H129ZM245 95V94H244ZM0 96H2L0 94ZM10 96V95H9ZM12 96V95H11ZM28 96V95H27ZM66 96V95H65ZM64 96V97H65ZM23 97V96H22ZM34 97V96H33ZM43 97V96H42ZM67 97V96H66ZM122 97V96H121ZM126 97V96H125ZM5 98V97H4ZM7 98V97H6ZM5 98V99H6ZM10 98V97H9ZM12 98V97H11ZM20 98V96H19ZM59 98H62V96H60ZM73 98V97H72ZM131 98V97H130ZM183 99V97H181ZM4 99V100H5ZM16 99V98H15ZM31 99V98H30ZM29 99V100H30ZM35 99V98H34ZM42 99V98H41ZM56 99V98H55ZM101 99V98H100ZM123 99V98H122ZM136 99V98H135ZM10 100V99H9ZM20 100V99H18ZM28 100V101H29ZM61 100V99H60ZM98 100V98H97ZM109 100V99H108ZM107 100V101H108ZM111 100V98H110ZM243 100H245L246 103H248V107L250 109V111L252 112H257L259 113L258 116L252 115L250 114V116L248 118L249 121L251 119H258L259 121L263 122L264 125V117H260L261 114L263 113L262 111L264 110V84L261 87H256V86H250L248 90H246V97L245 99L243 98ZM15 101V100H14ZM32 101V100H31ZM38 101V100H36ZM46 101V100H45ZM71 101V99H70ZM92 101V100H91ZM95 101V100H94ZM93 101V102H94ZM106 101V102H107ZM24 102V101H23ZM39 102V101H38ZM41 102V101H40ZM68 102V101H67ZM103 102V101H102ZM105 102V101H104ZM117 102V101H116ZM17 103V100H16ZM15 103V104H16ZM35 103V102H34ZM46 103V102H44ZM43 103V104H44ZM58 103V102H57ZM97 103V102H96ZM114 103V102H113ZM137 103V102H136ZM250 103V104H249ZM20 104V103H19ZM23 104V103H22ZM40 104V103H39ZM49 104V103H48ZM98 104V103H97ZM134 104V102L132 103V105ZM157 104V105H158ZM2 105V104H1ZM30 105V104H29ZM135 105V104H134ZM251 105V106H250ZM14 106V105H13ZM18 106V105H17ZM46 106V105H45ZM105 106V105H104ZM141 106V105H140ZM140 106L138 107L137 105H135V108H139L140 110ZM3 107V106H1ZM20 107V106H19ZM109 107V106H108ZM133 107V106H132ZM15 108V107H14ZM22 108V107H21ZM24 108V107H23ZM47 108V106H46ZM131 108V107H130ZM137 108V109H138ZM33 109V107H32ZM37 109V107H36ZM43 109V108H42ZM89 109V108H88ZM106 109V108H105ZM133 109V108H132ZM131 109V111H132ZM142 109V108H141ZM40 110V109H39ZM211 110H208L207 112H204V114H209V116H213ZM33 111V110H32ZM89 111V110H88ZM87 111V112H88ZM218 111V112H216ZM36 112V111H33ZM86 112V113H87ZM91 112V111H90ZM130 112V110H129ZM133 112V111H132ZM131 112V113H132ZM140 112H142L140 110ZM147 112V111H146ZM225 112V110L223 111ZM5 113V112H3ZM85 113V112H83ZM82 113V114H83ZM89 113V112H88ZM128 113V112H127ZM126 113V114H127ZM227 113V111H226ZM129 114V113H128ZM127 114V115H128ZM133 114V113H132ZM156 114V113H155ZM163 114V115H164ZM183 114V113H182ZM185 114V113H184ZM202 114V113H201ZM203 114V115H204ZM212 114V115H211ZM220 114V113H219ZM137 115H138V110H137ZM148 115V114H147ZM146 115V116H147ZM154 115V113H153ZM157 115V117L159 116ZM176 115V116H175ZM6 116V114H5ZM10 116V114H9ZM37 116V115H36ZM130 116V114H129ZM134 116V115H133ZM132 116V117H133ZM141 116V115H140ZM152 116V115H151ZM184 116V115H183ZM182 116V117H183ZM194 116V115H193ZM21 117V116H20ZM48 117V116H47ZM52 117V116H51ZM135 117V116H134ZM142 117V116H141ZM153 117V116H152ZM151 117V118H152ZM156 117V115L154 116ZM163 117V116H162ZM161 116L159 118H162ZM192 117V116H191ZM190 117V118H191ZM196 117V116H195ZM205 117V115H204ZM10 118V117H8ZM37 118V117H36ZM40 118V117H39ZM46 118V117H45ZM97 118V117H96ZM139 118V117H138ZM149 118V117H148ZM170 118V119H169ZM188 118V117H187ZM197 118V117H196ZM212 119H214L213 117H211ZM210 118V119H211ZM99 119V118H98ZM114 119V118H113ZM141 119V118H140ZM192 119V118H191ZM190 119V120H191ZM209 119V121H210ZM56 120V119H55ZM148 120V119H147ZM188 120V119H187ZM1 121V120H0ZM14 121V120H13ZM48 121V120H47ZM54 121V120H53ZM150 122H152L151 120H149ZM148 121V122H149ZM232 121V120H231ZM230 121V122H231ZM252 121V120H251ZM250 121V122H251ZM7 122V121H6ZM90 122V121H89ZM100 122V121H99ZM233 122V121H232ZM249 122V123H250ZM255 122V121H254ZM36 123V122H35ZM41 123V122H40ZM95 123V120H94ZM244 123V122H243ZM247 123V122H246ZM2 124V123H1ZM84 124V123H82ZM87 124H89L87 122ZM99 124V123H98ZM102 125H104L103 123H101ZM113 124L115 125V123L113 122ZM240 124V123H239ZM262 124V123H261ZM5 125V124H4ZM8 125V124H7ZM85 125V124H84ZM91 125V124H90ZM110 125V124H109ZM70 126V125H69ZM77 126V125H76ZM83 126V125H82ZM94 126V125H93ZM105 126V125H104ZM230 126V125H229ZM9 127V126H8ZM11 127V126H10ZM14 127V126H13ZM31 127V126H30ZM29 127V128H30ZM50 127V126H49ZM80 127V125H79ZM243 127V126H242ZM3 128V127H2ZM77 128V127H76ZM98 128V127H97ZM262 128V127H261ZM41 129V128H40ZM52 129V128H51ZM90 128H88L89 131ZM96 129V128H95ZM112 129V128H111ZM17 130V129H16ZM38 130V129H37ZM45 130V128H44ZM55 130V129H54ZM84 130V129H83ZM1 131V130H0ZM20 131V130H19ZM42 131V130H41ZM106 131V130H105ZM109 131V130H108ZM14 132V130H13ZM34 132V131H33ZM40 132V131H39ZM38 132V133H39ZM46 132V131H45ZM58 132V130H57ZM56 132V133H57ZM86 132V131H85ZM99 132V130H98ZM102 132H104V130H102ZM17 133V132H16ZM22 133V132H21ZM25 133V131H24ZM30 133V132H29ZM32 133V132H31ZM47 133V132H46ZM78 133V132H77ZM81 133V131H80ZM84 133V132H83ZM94 133V132H93ZM111 133V134H110ZM11 134V133H10ZM9 134V135H10ZM52 134V133H51ZM91 134V133H90ZM101 134V131L100 133ZM16 135V134H15ZM23 135V134H22ZM35 135V134H34ZM37 135V134H36ZM87 135V134H86ZM105 135V134H104ZM103 135V136H104ZM7 136V134H6ZM24 136V135H23ZM66 136V135H65ZM64 136V137H65ZM77 136V135H76ZM79 136V134H78ZM93 136V134H92ZM102 136V135H101ZM2 137V136H1ZM4 137V136H3ZM12 138L14 136H11ZM63 137V135H62ZM75 137V136H74ZM95 137V136H94ZM17 138V137H16ZM23 138V137H22ZM21 138V139H22ZM28 138V137H27ZM84 138V137H83ZM86 138V137H85ZM89 138V136H88ZM97 138V137H96ZM101 138V137H100ZM99 138V139H100ZM105 138V137H104ZM104 138H102L104 140ZM8 139V138H7ZM26 139V138H25ZM30 139V138H29ZM71 139V138H70ZM87 139V138H86ZM94 139V138H93ZM4 140V139H3ZM53 140V139H51ZM61 140V139H60ZM80 140V139H79ZM12 141V140H10ZM22 141V140H21ZM40 141V140H39ZM42 141V140H41ZM64 141H66L64 139ZM70 141V140H69ZM87 141V140H86ZM95 141V140H94ZM98 141V140H97ZM52 143V141H50ZM67 142V141H66ZM100 142V140H99ZM98 142V144H99ZM253 142H255L253 144ZM44 143V142H43ZM42 143V144H43ZM49 143V141H48ZM47 143V145H48ZM82 143V142H81ZM34 144V143H33ZM45 144V143H44ZM50 144V143H49ZM56 144V143H55ZM54 144V145H55ZM61 143H59L60 145ZM70 144V143H68ZM75 144V143H74ZM80 144V142L78 143ZM84 144V143H83ZM90 144V143H89ZM104 144V146H105ZM115 144V146H114ZM12 145V143H11ZM51 145V144H50ZM49 147H47L48 149L46 152L47 153H51L52 152V147L54 145H51ZM57 145V144H56ZM54 146L53 149L57 146ZM63 145V144H62ZM85 145V144H84ZM88 145V143L86 144ZM79 146V145H78ZM89 146V145H88ZM31 147V146H30ZM44 147V146H43ZM87 147V146H86ZM85 147V148H86ZM94 147V146H93ZM40 148V147H37ZM106 148V147H105ZM104 148V149H105ZM35 149V148H34ZM41 149V148H40ZM58 149V148H57ZM56 149V150H57ZM75 148L73 147V150ZM90 149V148H89ZM59 150V149H58ZM66 151V149H64ZM78 150V149H77ZM106 150V149H105ZM104 150V152H105ZM29 151V150H28ZM42 151V150H41ZM61 151V148H60ZM93 151V150H92ZM5 152V151H4ZM31 152V151H30ZM33 152V151H32ZM39 152V151H38ZM37 152V153H38ZM56 152V151H53ZM63 152V151H62ZM88 152V151H86ZM107 152V151H106ZM41 153V152H40ZM46 153V154H47ZM69 153V151H68ZM76 153V152H75ZM79 153V152H78ZM33 154V153H32ZM56 154V153H54ZM65 154V153H64ZM71 154V153H70ZM87 154V153H86ZM104 154V153H103ZM29 155V154H28ZM36 155V154H35ZM44 155V154H43ZM82 155V154H81ZM90 155V154H89ZM105 155V154H104ZM57 156V155H56ZM71 156V155H70ZM79 156V154H78ZM93 156V155H92ZM106 156V155H105ZM45 157V156H44ZM47 157V156H46ZM49 157V156H48ZM62 157V156H61ZM68 157V156H67ZM73 158V157H72ZM80 158V157H79ZM85 158V157H84ZM64 159V158H63ZM83 159V157L81 158ZM89 158H87L84 161H87V163ZM94 159V158H93ZM53 160V159H52ZM61 160V159H59ZM72 160V159H71ZM76 160V159H75ZM64 161V160H63ZM67 162V160H65ZM74 161V160H73ZM78 161V160H77ZM83 162V161H82ZM62 163V162H60ZM71 163V162H70ZM77 163V162H76ZM79 163V162H78ZM86 163V164H87ZM81 164V162H80ZM90 164V163H89ZM90 164V165H91ZM64 165V164H63ZM66 165V164H65ZM84 165V164H82ZM70 167V166H69ZM77 167V166H76ZM61 168V167H60ZM66 168V167H65ZM64 168V169H65ZM75 168V167H74ZM58 169V168H57ZM62 169V168H61ZM73 169V166H72ZM79 169V168H78ZM236 169V168H235ZM233 171H236V170ZM242 169V168H241ZM245 169V168H244ZM248 169V168H247ZM67 170V169H66ZM71 170V169H70ZM81 170V169H80ZM88 170V169H87ZM45 171V170H44ZM73 171V170H72ZM71 171V172H72ZM85 171V170H84ZM246 171V170H245ZM1 172V171H0ZM14 171H12L13 173ZM67 172V171H66ZM83 172V171H82ZM89 172V171H88ZM244 172V170H243ZM248 172V171H247ZM46 172H44L43 174H45ZM86 173V172H85ZM91 173V172H90ZM238 173H241L238 171ZM4 174V173H3ZM11 174V173H10ZM17 174V173H16ZM50 174V173H49ZM61 174V173H60ZM93 174V173H92ZM234 174V173H233ZM250 174V173H249ZM252 174H254L252 172ZM9 175V174H8ZM13 175V174H12ZM47 177V174H45ZM59 175V174H58ZM231 175V174H230ZM18 176V175H17ZM96 176V175H95ZM256 176V175H255ZM258 176V177H259ZM254 177V176H253ZM259 177V178H260ZM22 178V177H21ZM45 178V176H44ZM86 178V176H85ZM231 178H233V176L231 175ZM239 178V177H238ZM252 178V177H251ZM87 179V178H86ZM244 179V178H243ZM247 179V178H246ZM257 179V177H256ZM255 179V180H256ZM21 180V181H22ZM51 180V179H50ZM49 180V181H50ZM66 180V179H65ZM84 180V179H83ZM233 180V179H231ZM235 180V178H234ZM260 180V179H259ZM48 181V180H47ZM86 181V180H84ZM88 181V180H87ZM93 181V180H91ZM90 181V182H91ZM97 181V180H96ZM100 181V180H99ZM246 181V180H245ZM254 181V180H252ZM261 181V180H260ZM53 182V181H51ZM83 182V184L81 183ZM98 182V181H97ZM248 182V181H246ZM250 182V181H249ZM256 182V181H255ZM94 183V182H92ZM104 183V182H103ZM233 183V182H232ZM237 183V182H236ZM246 184V183H245ZM261 184V183H260ZM103 185V184H102ZM238 185V184H236ZM247 185V184H246ZM253 185V184H252ZM256 185V184H254ZM28 186V187H27ZM244 186V185H242ZM249 186V185H248ZM259 186V185H258ZM257 186V187H258ZM46 187V186H45ZM235 187V186H234ZM233 187V188H234ZM245 188L247 186H244ZM250 187V186H249ZM256 187V186H255ZM262 187V186H261ZM236 188V187H235ZM248 188V187H247ZM12 189V188H11ZM30 189V190H29ZM262 189V188H261ZM4 190V188H3ZM9 190V189H8ZM258 190V189H257ZM264 190V188L262 189ZM260 190V191H262ZM6 191V190H5ZM30 191V192H29ZM64 191V190H63ZM248 191V190H247ZM58 192V191H57ZM236 192V191H235ZM250 192V190H249ZM257 192V191H256ZM59 193V192H58ZM247 193V194H246ZM259 193V192H257ZM256 193V195H258ZM1 194V193H0ZM63 194V193H62ZM252 193L250 192L249 195H251ZM260 194V193H259ZM262 194V192H261ZM2 195V194H1ZM14 195V194H13ZM64 195V196H65ZM255 195V193H254ZM253 195V196H254ZM255 195V196H256ZM264 196V195H262ZM34 198V202L31 201L32 199L30 198ZM258 197V196H257ZM261 197V195H260ZM35 198H37L35 201ZM263 198V197H262ZM7 200V198H5ZM10 199V198H9ZM11 199V200H13ZM258 199V198H257ZM3 200V199H2ZM5 200V201H6ZM16 200V199H15ZM59 200V199H58ZM253 200V199H252ZM264 200V199H263ZM255 201V200H254ZM9 203V201H6L5 203ZM12 202V201H11ZM38 202V203H36ZM252 202V201H251ZM257 202V201H256ZM234 203V205H233ZM249 203V202H248ZM54 204V205H53ZM251 204V203H250ZM15 205V204H14ZM22 205V206H23ZM53 205V206H52ZM236 206L237 210H243V214H238L237 211L236 213L238 214H233L230 213V207L232 206ZM248 205V204H247ZM1 206V205H0ZM20 206V207H22ZM261 206V205H260ZM11 207V205L9 206ZM235 207V208H236ZM2 208V206H1ZM8 208V207H7ZM17 208V207H16ZM25 208V207H23ZM22 208V209H23ZM233 208V207H232ZM260 208V207H259ZM6 209V208H5ZM4 209V213L7 211H5ZM234 209V208H233ZM257 209V208H256ZM21 210V209H20ZM24 210V209H23ZM232 210V209H231ZM235 210V209H234ZM259 210V209H258ZM261 210V209H260ZM238 211V212H239ZM248 211V210H247ZM250 211V210H249ZM253 211V210H252ZM3 213V211H1ZM17 212V211H16ZM234 212V211H233ZM247 214H245V213ZM5 213V215H6ZM19 213V212H18ZM235 213V212H234ZM250 213V212H249ZM10 215V214H9ZM2 216V215H1ZM12 216V215H11ZM13 217V216H12ZM27 217V218H28ZM248 217L250 218V220L248 219ZM27 218H25L27 220ZM7 219V218H6ZM12 219V218H11ZM51 219V220H50ZM29 220V219H28ZM237 222H236V221ZM8 221V220H7ZM234 221V222H233ZM10 222V221H9ZM240 222V223H239ZM234 223V224H233ZM235 223H239L241 224V226H243V229L241 228V226H236L234 227ZM11 224V223H10ZM24 224V223H23ZM2 225V224H1ZM238 225V224H237ZM7 226V225H5ZM4 226V227H5ZM3 227V225H2ZM25 227V226H24ZM23 227V228H24ZM27 227V226H26ZM239 227V229L237 228ZM11 228V227H10ZM4 229V228H3ZM8 229V228H7ZM135 231V230H139V234H143V232H145L142 236V238H145L147 240L144 239V243L146 244V248L147 246H149V249H152V252L148 253L145 251L143 252L141 249H139L138 247V243L137 244H133V241L131 239V241H127L126 239L130 237L126 236L125 232L128 231ZM238 230V231H237ZM51 231H53L52 233L54 234H50ZM50 232V233H49ZM125 233V234H124ZM136 234V233H135ZM128 235V234H127ZM131 235V234H130ZM137 236V235H136ZM209 236V237H208ZM133 237V235H132ZM135 237V235H134ZM140 237V236H139ZM208 237V238H207ZM138 238V237H135ZM140 240H143V239ZM257 238V239H255ZM123 239V240H122ZM209 239L212 241L211 243L209 242ZM114 240V241H113ZM135 240H139L135 239ZM136 241V242H137ZM207 241L209 243H207ZM262 241V240H261ZM260 241V242H261ZM132 242V243H131ZM135 242V241H134ZM139 242V241H138ZM201 241H199L200 244ZM249 242V243H250ZM141 243V241H140ZM262 243V242H261ZM264 243V241H263ZM253 245V242L252 244ZM253 245V246H254ZM259 245V243H258ZM257 245V246H258ZM261 245V249L262 245L264 244H260ZM75 246V245H74ZM114 248H113V247ZM137 246V247H135ZM143 246V245H142ZM193 246H195L193 244ZM191 247V250H194ZM201 246V245H200ZM256 246V247H257ZM76 247V246H75ZM79 247V246H78ZM197 247V246H196ZM195 247V249H196ZM252 247V246H251ZM252 247V249H257V248ZM264 247V246H263ZM80 248V247H79ZM113 248V249H111ZM186 248V247H185ZM208 248V247H207ZM211 248V249H212ZM221 248V249H218ZM50 249L53 250L54 255L52 253V251L50 252ZM84 249V248H83ZM187 249V248H186ZM198 249H200V247H198ZM204 248H202L203 250ZM206 249V248H205ZM260 249V248H259ZM76 250V249H75ZM197 250V249H196ZM147 251V250H146ZM209 251V250H208ZM207 249L206 252L208 253ZM212 252V250H210ZM213 251V253H214ZM74 252V251H73ZM76 252H78L76 250ZM203 251L200 252L196 251V253L192 252V258L194 259V264H198L197 262H200L199 260L203 259V257H206L205 251L202 253ZM255 252V251H254ZM257 252V251H256ZM52 253V254H51ZM79 253V252H78ZM191 253V251H190ZM194 253V254H193ZM214 253V254H215ZM74 254V253H73ZM171 255V256H170ZM211 256V254H207L208 256ZM105 256V255H104ZM170 256V257H169ZM209 256V258H210ZM79 257V256H78ZM96 257V258H97ZM103 257V256H102ZM104 257V258H106ZM171 257V258H173ZM186 257V258H185ZM191 258V254L189 256ZM213 257V255H212ZM214 257H216L214 255ZM95 258V259H96ZM191 258V259H192ZM7 259V258H6ZM4 258V262L2 261L1 264H8L9 260H6ZM99 258H97L98 260ZM110 259V260H109ZM205 259V258H204ZM212 259V258H211ZM218 260V258H216ZM220 259V258H219ZM258 259V260H259ZM20 260L19 257H17L16 255H14L11 260L10 263H18V261ZM104 260V259H103ZM106 260V259H105ZM104 260V261H105ZM190 260V259H188ZM206 260V259H205ZM214 260V259H213ZM212 260V262H213ZM74 261V260H73ZM170 261V260H169ZM169 261L167 262L168 264ZM172 261V260H171ZM211 261V260H208ZM206 261V262H208ZM215 261V260H214ZM219 261V260H218ZM260 261V260H259ZM78 262V263H80ZM102 262V261H101ZM108 262V263H109ZM175 262V263H176ZM193 262V261H192ZM191 262V264H192ZM211 262V263H212ZM225 262V259H224ZM222 261V263H224ZM74 263V262H73ZM85 263L87 264V262L85 261ZM104 264V262H102ZM107 263V262H105ZM166 263V264H167ZM188 263H190L188 261ZM186 263V264H188ZM203 263V261L200 262V264ZM205 263V261H204ZM84 264V263H83ZM90 264V263H89ZM93 264V263H92ZM96 264V263H95ZM174 264V261L173 263ZM207 264V263H206ZM208 264H210L208 262ZM216 264V262H215ZM218 264V263H217ZM225 264V263H224ZM256 264V263H255ZM259 264V263H257ZM260 264H264V261L261 260Z\"/></svg>",
	"mask_w": 264,
	"mask_h": 264
},
{
	"label": "rangeland",
	"instance_id": "rangeland-1",
	"mask_svg": "<svg viewBox=\"0 0 264 264\" xmlns=\"http://www.w3.org/2000/svg\"><path fill=\"white\" fill-rule=\"evenodd\" d=\"M128 1H129V3H130V5L128 4ZM128 1H125V0H0V94L2 95V96H0V174L2 173V175H7L9 178H11L12 176L14 177V175H15V179L17 178V179H20V180H18L19 182H24V183H26L25 181H23L22 179H23V176L22 175H24V172L27 170V169H31V170H34V171H37L38 173H41V175H42V177H43V179L44 180H46V181H44V191H46L45 192V197H46V199L48 200V202H50V204L51 203H56L57 202V204L59 203V201L64 197H66V193H67V184H68V179L67 178H65L64 176H66L65 174L67 173H69V174H77L78 173V175H76V176H78V178H80V180L81 181H83L85 184L84 185H86L87 184V182H88V184L86 185L87 187H88V185L90 186V187H92L90 184H92L94 187H97L98 188V185H99V187L100 186H102V187H104L105 188V181H104V179L103 178H100V177H102V175H100L101 173L98 171V170H96L95 169V167H94V165H93V163L91 164V160H90V158L91 157H93V158H91L92 160H95L96 158H103V156H104V158L105 157H108L107 155H108V149H107V146H106V144H107V142L105 141V139L107 138V136H106V134H109V132H112L111 130H113V131H116V130H114V128L116 127V125L117 124H119L120 123V121H121V123L122 124H127L128 122H130L129 120H128V122H126L127 120H126V118H124V117H128V118H134L135 120L136 119H138L139 121H142V120H144V118H145V122L147 121V123H153L154 121V123H157V122H159V121H162V120H166L168 117L164 114V113H161L160 112V114L161 115H159V107H160V105L158 104V95H159V82H160V79L158 80L157 78L154 80V81H156L157 80V82H156V84H155V82L153 81V82H151L149 79H147V77H146V74L144 73L145 72V68L147 67L146 65H149V64H151V63H153V64H155V61H154V58L152 57H150L149 55H147L146 56V53H144L145 52V49L146 50H151V49H154L155 47H157L158 45H160V46H158V47H162V46H164L165 48H167V50L168 51H170V52H168V54L170 55V53L171 52H173V50L174 49H176V48H184V46H186L188 43H191L192 41H194L195 40V37H194V35L196 36V34L197 35H199L200 37H197L196 36V38H197V42L198 41H200L199 42V44L201 45H198V46H200L199 48L201 49L200 51H198L199 50V48H197L195 51H193V53L191 54V57H194L195 55V60H194V58H191V57H189L190 55H187L188 57H186V58H184V57H181V58H179L180 60H178L177 62H175V64L173 65V67L171 68V72H172V77H170L171 78V80H172V82H173V85L171 86L172 87V89L174 90V87H175V90L174 91H176V93H177V95H178V100L177 101H175V102H179V103H182V104H184V105H182V106H178V107H175V110H171V111H173V112H175V113H178V114H176L177 115V117L179 118H184V119H186V121L189 123H191L192 121H193V119H195V120H202V121H206L207 122V120H208V122L209 123H211L212 121L213 122H215L218 118H220V116L219 115H224L223 117L224 118H226L227 117V127L228 128H232V129H234L235 130V128L234 127H238L236 130H238L239 129V127H240V129L242 128V129H244V126L245 125H247V124H253L254 123V125H255V127L257 126L258 127V129H264V125H263V122H261V121H259L258 119H254V121H253V119H251L250 121H249V119L250 118H248L249 116H250V114H252V115H255V116H258V114L259 113H257V112H252V111H250V109H249V105H248V103H246L245 102V100H243V98L245 99V97H246V90H248L249 89V87L251 86H256V87H261L263 84H264V71H260L259 73H256L255 75H252V74H249L248 72H246V74H245V72L243 71V72H239L238 71V69L236 68V65L237 64H239V63H243V65L245 64V65H247V63H249V61H250V57H252L251 58V60H253V57L255 58L257 55H261L262 53L264 54V48H262V47H264V46H262L263 44H264V42H263V40H264V26H263V24H264V6H263V4H264V0H223L224 1V3H223V1L222 0H220L219 1V5H221V6H226L227 7V11L226 12H224V13H222L223 15L222 16H220L219 18V20H221V21H216V20H212V22H214L213 24L215 25L216 24V22H220V27L222 26H225L226 24H227V26H225V28L223 27V28H220V27H218V29H220L219 31H222V33H221V35H222V39H220L221 40V42H214V43H212V45L210 46V43H208V41L210 42V39L212 38L211 36H207V35H209L210 33H207V32H205L204 31V33H203V31L201 32L200 30H202V27L203 26H205V25H207V26H209V25H211V27L212 26H214V25H212V24H210V22H211V19L210 20H207V22H205L206 21V19L208 18L207 17V15L205 16V14H204V9H202L203 8V6H204V8H207V7H210V6H208V5H206L207 3L208 4H210L211 6L213 5L214 6V4H213V2L215 1H213V0H211V1H209V2H207L206 4H204V3H195V2H197L196 0L194 1V0H191V1H193L192 3H191V1L190 0H187V1H181V0H170V4H168L169 3V1H168V3H167V5H168V8H167V5L165 6V7H160V9H159V11L161 12H157V10L156 11H154L153 12V14H152V16H151V14H146V13H143V14H140V13H138V15H137V12L135 11L136 9H139V8H141V7H143V5L145 6L146 4L145 3H147L146 1L143 3V1L144 0H132V1H134L135 3H133L131 0H128ZM132 3H131V2ZM137 1H138V3H137ZM175 3H173V2ZM175 1H178V3L177 2H175ZM190 1V2H189ZM213 1V2H212ZM236 1V2H235ZM140 2V3H139ZM233 2V3H232ZM260 2V3H259ZM262 2V3H261ZM187 3V4H186ZM189 3V4H188ZM192 5H191V4ZM212 3V4H211ZM143 4V5H142ZM163 5L165 4V3H162ZM173 4V5H172ZM182 4V5H181ZM184 4V5H183ZM196 4V5H195ZM132 5L135 7H132ZM140 5H142V6H140ZM186 5H187V7H186ZM189 5H191V6H189ZM259 5V6H258ZM262 5V6H261ZM129 6V7H128ZM175 8H174V7ZM201 6H202V8H201ZM55 9L56 11H59V12H66V13H68V14H70L73 18H75L76 17V19H77V21L79 22V27H78V29H71V32H70V29L69 28H67V27H65V26H60V24H56L55 22H39L40 20H38V22H37V20L35 19L36 17H37V15L35 16V14L36 13H38V12H40V11H42V10H45V9ZM131 7V8H130ZM136 7H138V8H136ZM193 7V8H192ZM261 7V8H260ZM133 8V9H132ZM214 8V7H213ZM213 8L212 7H210V8H207L206 10H208V12L210 13L212 10H213ZM128 9V10H127ZM162 9V10H161ZM165 9V10H164ZM167 9V10H166ZM177 9H179V10H177ZM190 9V10H189ZM194 9V10H193ZM202 9V10H201ZM40 10V11H39ZM130 10H133V14L132 13H130L131 11ZM174 10V11H173ZM170 11V12H169ZM173 11V12H172ZM177 11V12H176ZM225 11V10H224ZM243 11H245L244 13H243ZM134 12H136L135 14H134ZM185 14H184V13ZM187 12H189V13H187ZM180 13H182V15L180 14ZM197 13H198V15H197ZM227 13V14H226ZM229 13V14H228ZM140 14V15H139ZM168 14V15H167ZM170 14V15H169ZM178 14H180L181 16H183V18H184V21H185V23H183V24H181L182 23V20H183V18H182V20H181V22H179L178 24H175L174 22V18L175 17H177V16H180V15H178ZM191 16H190V15ZM192 14H193V16H192ZM241 14V15H240ZM145 15H147V16H145ZM185 15V16H184ZM173 16H175V17H173ZM195 16H197V21L198 22H201V21H204V23L205 24H203V22H202V25L200 24V25H198V23L197 22H194L195 20H196V17ZM202 17V19H205V20H202V19H200L201 17ZM229 16V17H228ZM139 17V18H138ZM140 17H142V18H140ZM151 17V18H150ZM168 17V19H165V18H167ZM170 17V18H169ZM190 17V18H189ZM193 17V18H192ZM205 17V18H204ZM238 17V18H237ZM137 18V19H136ZM144 18V19H143ZM146 18H148V19H146ZM156 20H155V19ZM161 18H164L162 21H161V23L162 24H157V23H160L159 21L161 20ZM222 18V19H221ZM225 18H227V19H229V20H227V19H225ZM244 20H243V19ZM260 18V19H259ZM262 18V19H261ZM160 19V20H159ZM186 19V20H185ZM188 19V20H187ZM194 21H193V20ZM139 20V21H138ZM158 20V22H156ZM166 20H168V22L166 21ZM172 20V21H171ZM257 22H256V21ZM142 21V22H141ZM153 21H154V23H153ZM165 21V22H164ZM174 21V22H173ZM183 21V22H184ZM187 21H189V22H187ZM192 21V22H191ZM210 21V22H209ZM232 21V22H231ZM136 22H138V23H136ZM164 22V23H163ZM171 22H173L175 25V27L176 28H174V26H173V23H172V26H171V24L170 23ZM194 22V23H193ZM211 22V23H212ZM222 22V23H221ZM227 22V23H226ZM242 22V23H241ZM152 23V24H151ZM166 23H168V25H170V26H168L167 28H166ZM192 23V24H191ZM196 23V24H195ZM207 23V24H206ZM209 23V24H208ZM236 23V24H235ZM241 24V25H239V24ZM246 23V24H245ZM250 23V24H249ZM261 23H262V25H261ZM15 24V25H14ZM25 24V25H24ZM148 24V26L147 27H145V25H147ZM150 24V25H149ZM188 26H187V25ZM191 24V25H190ZM232 24H234V25H232ZM253 24V25H252ZM257 25V24H259L260 26H261V28H260V26H259V28L260 29H262V30H260L259 28H257L256 29V31H255V29L254 28H252L254 25ZM8 25H10V26H8ZM13 25H14V27H13ZM119 25V26H118ZM141 25V26H140ZM144 25V26H143ZM152 25V26H151ZM156 25V26H155ZM157 25H158V29H157ZM160 25V26H159ZM162 25H164V26H162ZM180 25V26H179ZM194 25V26H193ZM235 25H236V29L238 30V28H239V30L238 31H241V32H238L236 29H234L235 28ZM246 25H247V27H246ZM5 26V27H4ZM16 26H18V27H16ZM24 26V27H23ZM32 26H33V28H32ZM116 26V28H114ZM133 27V28H130V27ZM137 26L139 27V29L137 28ZM164 27V28H162V27ZM190 26V27H189ZM200 26H202V27H200ZM216 26V25H215ZM233 26V27H232ZM239 26V27H238ZM249 26V27H248ZM252 26V27H251ZM10 27V28H9ZM20 27V28H19ZM26 27H28V28H26ZM129 27V28H128ZM150 27V28H149ZM152 27V28H151ZM156 29H155V28ZM161 28V30H160V28ZM171 27V28H170ZM174 29H173V28ZM200 27V28H199ZM238 27V28H237ZM263 27V28H262ZM30 28H32V29H30ZM40 29V31H38L39 29ZM48 28H50V29H48ZM62 28H63V30H62ZM110 28H111V30H112V32H113V34L112 33H108L107 32V34L105 35L104 34V32L105 31H109L110 30ZM119 28V29H118ZM124 28V29H123ZM134 28H136V30H138L137 32H136V30L134 29ZM142 28V29H141ZM145 28V29H144ZM147 28V29H146ZM193 28H196V29H193ZM199 28V29H198ZM228 28V29H227ZM233 28V29H232ZM243 28H246L247 30H245V29H242ZM248 28H252V29H248ZM8 29V30H7ZM13 29V30H12ZM44 31L43 32V34H42V30ZM47 29V30H46ZM69 30V32L67 31V30ZM131 29V31L129 32V30ZM134 31H133V30ZM148 29H149V31H148ZM154 29V31L152 32V30ZM163 29L164 30H166L165 32H160V31H163ZM169 29V30H168ZM193 29V30H192ZM198 29V30H197ZM213 29H216L217 30V28H213ZM230 29H232L233 31H231ZM12 31V33H11V31ZM21 30V31H20ZM35 30V31H34ZM45 30H46V33H47V31H48V35L45 33ZM56 31V34L57 33H60V34H58V37H57V35L56 34H54V32ZM75 30V31H74ZM92 30V31H91ZM118 30V31H117ZM143 30H145V31H143ZM147 30V31H146ZM155 30H156V32H155ZM194 30L196 31H198V32H200L199 34L198 33H194L193 34V32H194ZM216 30H214V31H216ZM227 32H226V31ZM249 30H252V31H249ZM258 30V31H257ZM14 31V32H13ZM51 31V32H50ZM65 31V32H64ZM142 31V32H141ZM187 31H189V32H187ZM193 31V32H192ZM36 32H39V33H36ZM64 33V35L66 36H64L63 35V33ZM90 32H92V34H90ZM110 32V31H109ZM115 32H118V33H115ZM128 32V33H127ZM135 32V33H134ZM149 34H148V33ZM190 32H192V33H190ZM246 32H250L249 34L248 33H246ZM256 32V33H255ZM261 32V33H260ZM120 33H121V36H120ZM131 33V34H130ZM151 33H152V35H151ZM153 33H157V35L155 36ZM166 35H164V34ZM181 33V34H180ZM189 33V34H188ZM202 33H203V35H202ZM206 33V34H205ZM238 33V34H237ZM23 34V35H22ZM33 34V35H32ZM36 34L38 35V36H36ZM45 34H46V38H45ZM53 34V35H52ZM66 34H69V36H67ZM109 34V35H108ZM111 34V35H110ZM130 34V36L128 37L127 35H129ZM144 34V35H143ZM162 34V38H159L160 37V35ZM180 34V35H179ZM185 36H183V35ZM188 34V35H187ZM192 34V37L191 36H189V35H191ZM224 34V35H223ZM250 34H251V36H253V37H251L252 38V40H251V38H250ZM254 34H256V35H254ZM50 35H51V37H50ZM55 35V36H54ZM71 35V36H70ZM74 35V36H73ZM76 35H78V36H76ZM103 35H104V37H103ZM113 35H114V38H112L113 37ZM116 35V36H115ZM131 35L133 36V38L131 37ZM259 35L261 36V37H259ZM42 36V37H41ZM47 36H49V37H47ZM76 39V38H78L79 39V37H80V39H82V40H77L76 39V41L74 42V38ZM87 36H89V37H87ZM108 36H111L110 38H108ZM128 37V39L126 38V37ZM147 36V37H146ZM159 36V37H158ZM177 36H178V38H177ZM182 36V37H181ZM202 36V37H201ZM235 36V37H234ZM248 36H249V38H248ZM259 38H257V37ZM263 36V37H262ZM33 37H35V38H33ZM37 37V38H36ZM57 37V38H56ZM69 37L71 38V40L73 41H70V39H69ZM101 37V38H100ZM106 37L108 38V39H111V40H109L108 41V39L106 40ZM117 37H119V39L117 38ZM123 39H122V38ZM149 37H151V38H149ZM155 38V41H154V38ZM158 37V38H157ZM166 38V40H165V38ZM184 37V38H183ZM187 37V38H186ZM190 39H189V38ZM203 37H208V38H203ZM241 39H240V38ZM246 39H245V38ZM255 37V40H253V38ZM16 38V39H15ZM31 38L33 39V40H31ZM56 38V39H55ZM64 38H65V40H64ZM101 40H100V39ZM121 38V39H120ZM127 39L126 40V42H125V39ZM132 38V39H131ZM134 38H138L137 40H135ZM141 38V39H140ZM147 39V41L149 42V43H147V41H146V39ZM152 38H153V42L151 41L152 40ZM157 38V39H156ZM174 38V39H173ZM175 38L177 39L176 41H178V42H175V41H173V40H175ZM192 38H194V39H192ZM200 38V39H199ZM205 39V40H203L204 42H202V39ZM235 38V39H234ZM242 38H243V40H242ZM263 38V39H262ZM26 39H30V40H27V42L28 41H30L29 43V45L28 44H26L27 42H26ZM40 39V40H39ZM61 41H60V40ZM68 39V40H67ZM94 39H96L95 41H94ZM99 39V40H98ZM104 39L108 42V44H107V42L106 41H104ZM114 39V40H113ZM118 40V41H116V40ZM132 41H131V40ZM139 39L141 40L140 42H139ZM143 39H145V40H143ZM158 39H159V41L160 42H158ZM164 41H162V40ZM170 39V40H169ZM172 39V40H171ZM188 39V40H187ZM192 39V40H191ZM207 39H209V40H207ZM225 39H227V40H225ZM257 39V40H256ZM8 40V41H7ZM16 40H17V42H16ZM62 40H64L65 42H63ZM67 40V41H66ZM101 41V42H99V43H97L98 41ZM121 40V45H122V47L124 46V48L126 47V45H127V42H129L128 43V45L127 46H130L128 49H130L132 52L130 53L129 52V54H127V52H126V54H127V56H125L123 53V56H122V54H121V52L119 53V50H118V42ZM123 40H124V42H123ZM144 42H146V43H144ZM157 40V41H156ZM167 40H169V41H167ZM183 40V41H182ZM189 40H191V42L189 41ZM219 40V41H220ZM237 40V41H236ZM245 40V41H244ZM247 40H249V41H247ZM35 41V42H34ZM39 41H41V42H39ZM68 41H70V42H68ZM79 41V42H78ZM111 41V42H110ZM115 41V42H114ZM138 41V42H137ZM151 41V42H150ZM162 41V42H161ZM165 41L168 43H165ZM172 41H173V43H172ZM179 41H180V43H179ZM189 41V42H188ZM230 41H232V42H230ZM239 41V42H238ZM241 41V42H240ZM243 41V42H242ZM255 41H257V43L255 42ZM259 41V42H258ZM16 42V43H15ZM33 42V43H32ZM77 42V43H76ZM96 42V43H95ZM112 42H114V43H112ZM139 44V47H138V44ZM155 42H156V45L157 46H155ZM223 42H225V43H223ZM226 42H227V44H226ZM246 42V43H245ZM253 42V43H252ZM261 42V43H260ZM40 43V44H39ZM71 43V44H70ZM92 43H93V45H92ZM95 43V44H94ZM104 43H106V44H104ZM111 43V44H110ZM120 43H119V45H120ZM125 43V44H124ZM132 43H133V45H135V46H132ZM136 43V44H135ZM142 43V44H141ZM158 43V44H157ZM161 43V44H160ZM162 43H163V45H162ZM164 43H165V45H164ZM172 43V44H171ZM179 45L180 44V46H178L177 44ZM183 43V44H182ZM204 43V44H203ZM207 43V44H206ZM219 43H221L220 45H218ZM223 43V44H222ZM255 43V44H254ZM5 44V45H4ZM33 46H32V45ZM69 44V47L67 46ZM98 44H100V45H98ZM110 44V45H109ZM114 44V45H113ZM145 46H144V45ZM148 45V47H147V45ZM184 44H186V45H184ZM214 44H216L215 46H214ZM231 44V45H230ZM232 44H233V46H232ZM239 44V45H238ZM241 44V45H240ZM18 45V46H17ZM24 45V46H23ZM26 45H28V46H26ZM92 45V46H91ZM103 45H105L104 47H102ZM120 45V46H121ZM141 45V46H140ZM150 45L153 47H150ZM162 45V46H161ZM172 45V46H171ZM207 46L206 48L205 47H203L202 48V46ZM208 45H209V47H208ZM224 45V46H223ZM227 45V46H226ZM253 45V46H252ZM255 45H257V47L255 46ZM261 45V46H260ZM23 46V47H22ZM29 46H31V47H29ZM48 46H51V48L50 47H48ZM71 46V47H70ZM95 48H94V47ZM100 48H99V47ZM107 46V47H106ZM109 46L111 47V48H109ZM114 46V47H113ZM117 46V47H116ZM119 46V47H120ZM132 46V47H131ZM168 46V47H167ZM222 46V47H221ZM230 46V47H229ZM243 46V47H242ZM245 46V47H244ZM11 47V48H10ZM26 47H28V48H26ZM57 47V48H56ZM62 47V48H61ZM66 47V48H65ZM90 47V48H89ZM97 47V48H96ZM112 47H113V50L114 51H112ZM116 47V48H115ZM135 47V48H134ZM137 47V48H136ZM157 47V48H158ZM238 47V48H237ZM254 47V48H253ZM260 47V48H259ZM31 48H32V50H31ZM35 48V49H34ZM52 48H54L53 50H52ZM61 48V49H60ZM71 48V49H70ZM88 48H89V51H88ZM102 48H104L105 50L103 51V50H101ZM107 48H109V50L107 49ZM132 48H134L135 49V52H134V49H132ZM173 48V49H172ZM209 50H208V49ZM233 50H232V49ZM244 50H243V49ZM250 48H252V49H250ZM9 49V51H7ZM42 49V50H41ZM51 49V50H50ZM60 49V50H59ZM67 49H69L71 52H69ZM92 49H95V50H93V52H92ZM108 51H111V52H107V50ZM117 49V50H116ZM137 49H138V52H137ZM144 49V50H143ZM156 49V48H155ZM212 51H211V50ZM214 49V50H213ZM32 51V52H30V51ZM36 50V51H35ZM49 52H48V51ZM60 52H59V51ZM87 50V51H86ZM129 50V51H130ZM142 50V51H141ZM207 50V51H206ZM220 50V51H219ZM243 50V51H242ZM247 50V51H246ZM250 50H251V52H250ZM252 50H253V52L255 51L256 52V50L258 51V52H256V54H255V52L253 53L252 52ZM29 51V52H28ZM34 51H35V53H34ZM45 53V54H43V52ZM67 51V52H66ZM99 52V53H97V52ZM139 51H141V52H139ZM144 51V52H143ZM202 51V52H201ZM203 51H204V53H203ZM209 51H211V52H209ZM214 51V52H213ZM245 51V52H244ZM261 51V52H260ZM56 52V53H55ZM68 52L69 53H71L70 55H68ZM89 52V53H88ZM94 52H95V54H94ZM106 52H107V54H106ZM113 52H115V53H113ZM207 52V53H206ZM243 52V53H242ZM8 53V55H6ZM23 53L24 54H26V58H25V55H23ZM30 53V54H29ZM49 53V55H47ZM51 53V54H50ZM53 53V54H52ZM55 53V54H54ZM91 53V54H90ZM93 53V54H92ZM101 53H102V55H101ZM109 53H111V55H109ZM118 54V56L119 57H122V58H120L119 59V57L117 56V54ZM133 53V54H132ZM210 53V54H209ZM236 53H237V55H236ZM240 55H239V54ZM243 55H242V54ZM258 53V54H257ZM3 54H5L6 56H7V58H6V56L4 57V55ZM31 56V54H32V56L30 57L29 55ZM100 55L99 57H98V55ZM105 54H106V56H105ZM121 54V55H120ZM130 54H132V55H134V59L132 60V57H130ZM138 54V55H137ZM141 54V55H140ZM142 54H143V56H142ZM203 54V55H202ZM204 54H206L207 55V57H205L206 55H204ZM216 54V55H215ZM219 54H221V55H219ZM227 55V59L228 58H230V57H232L233 56V58L235 59H233V62L232 61H230L231 63H229L228 62V60H227V64L229 63V65H230V68H233L234 66V68H236V69H228L227 70V78H225V79H219V77L214 73V71H213V66L216 64L215 63V59L216 58H218V57H223L222 55ZM234 54V55H233ZM246 54V55H245ZM21 55H23V56H21ZM37 57H36V56ZM43 55V56H42ZM46 55H47V57H46ZM55 55V56H54ZM60 55V56H59ZM96 57H95V56ZM104 55V56H103ZM114 55H115V57H114ZM197 55H198V57H200V58H198L197 57ZM201 55V56H200ZM224 55V56H225ZM244 57V58H242V61L240 62L239 60H238V56L239 57H242V56ZM256 55V56H255ZM13 56V57H12ZM29 58H31V59H29ZM50 56V57H49ZM68 56V57H67ZM71 56V57H70ZM92 56V57H91ZM94 56V57H93ZM103 56V58L105 59V60H107V58H110L109 60H107V62L106 61H104V59L103 58H100V57H102ZM140 58V60H139V58ZM142 56V57H141ZM213 56V57H212ZM217 56V57H216ZM230 56V57H229ZM2 57V58H1ZM22 57V58H21ZM33 57H34V59H33ZM39 57V60H37V58ZM41 57H43V58H45V59H43V58H41ZM49 57V58H48ZM53 57H55V58H53ZM124 57H126V58H124ZM137 57V58H136ZM146 57V58H145ZM150 57V58H149ZM197 57V58H196ZM205 57V58H204ZM245 57L247 58V60H249V61H247L246 59H245ZM48 58V59H47ZM51 58V59H50ZM70 58H73V61H72V59H70ZM76 58V59H75ZM90 58H92V59H90ZM112 58V59H111ZM116 58V59H115ZM117 58H118V60H120V61H122L123 62V60H124V62L123 63H125V64H122V62H121V64H120V61H118L117 60ZM128 58V59H127ZM131 58V59H130ZM135 58H136V60H137V64H140L139 66L137 65V64H134L133 65V63H136L135 61ZM184 58V59H183ZM191 58V59H190ZM202 58H203V60L206 62V65H208V66H210L209 68H207V70H206V72L208 73V71H210V73H208V74H210V75H208L207 74V80L209 79V81H208V83H209V87H208V90L210 89L211 91H213V95H215L217 98H220V96H219V94H222V93H224V92H226L227 91V93L228 92H234V99L232 100V101H229V102H227L226 104H227V106L225 105V108L223 109V111L225 110V112H223V111H221V112H218V111H216V112H218V115L216 116V117H218V118H214V114H215V112H213L211 109H213L214 111H215V108H213L212 106L211 107H209V104H207L206 102H205V105H203V107L204 108H191V107H189L188 106V104H189V102L186 100V98H187V96L188 95H190V93H189V91H190V88H189V86H190V82L192 81L191 79H192V77L190 78V76H189V74H185L183 71L184 70H186L187 71V68L189 69V67L188 66H190V68L192 69H198V68H194V66L196 67H204V69H206L205 68V66H204V64H205V62H203L202 61ZM261 58V57H260ZM9 59V60H8ZM36 59V60H35ZM40 59H42L41 61H40ZM53 59H54V61H53ZM86 59V60H85ZM88 59V60H87ZM130 59V60H129ZM143 59V60H142ZM146 59V60H145ZM189 59V60H188ZM196 59H198V60H196ZM213 59H214V61H213ZM18 60H20V61H18ZM23 60V61H22ZM26 60V61H25ZM32 62H31V61ZM34 60V61H33ZM44 60H46V61H44ZM49 60V62L50 61H52V63L50 62H47ZM59 61V62H57L56 63V61ZM64 60V61H63ZM78 60V61H77ZM91 60V61H90ZM115 60H117V61H115ZM127 60V61H126ZM139 60V61H138ZM141 60H142V62H144L143 64L141 63ZM145 60V61H144ZM183 60V61H182ZM199 60H201L200 62H202V63H200V62H196V61H199ZM209 60V61H208ZM246 60V61H245ZM260 60L261 59H259L258 61H259V63H260V65L261 66H264V61H262V62H260ZM5 61H6V63H5ZM22 61V62H21ZM28 61V62H27ZM38 61V62H37ZM40 61V62H39ZM68 61V62H67ZM71 61V62H70ZM86 61V62H85ZM109 61V62H108ZM114 61V63H115V66H114V63H112ZM128 61L129 62H131V61H133L132 63H128ZM148 61H149V63H148ZM187 61V62H186ZM189 61V62H188ZM194 62V64H193V62ZM214 63H213V62ZM239 61V62H238ZM245 63H244V62ZM254 61V60H253ZM255 61H257V60H255ZM254 61V62H255ZM257 61V62H258ZM26 62V63H25ZM36 62V63H35ZM47 62V63H46ZM90 62H92V63H90ZM117 62V63H116ZM139 62V63H138ZM146 62V63H145ZM181 62V63H180ZM193 64H191V63ZM211 62V63H210ZM20 63V64H19ZM22 63V64H21ZM25 65H24V64ZM28 63H29V65H28ZM48 64L47 66L45 65V64ZM72 63V64H71ZM77 63V64H76ZM79 63H81V64H79ZM110 64V67L109 68H111V69H109L110 71H113V73H116V72H118V73H116L117 75H119V76H117V75H115V74H111V73H109L110 71L108 70V64ZM119 63V64H118ZM208 63V64H207ZM213 63V64H212ZM235 63V64H234ZM256 63V62H255ZM30 64H32V65H30ZM35 64H36V66H35ZM41 65V66H39V65ZM45 66H44V65ZM71 64V65H70ZM85 64V65H84ZM89 64V65H88ZM101 64H102V66H101ZM106 64L107 65V67L106 66H104V65ZM112 64V65H111ZM126 64H127V71H126ZM157 64V63H156ZM183 64H185V65H183ZM188 64V65H187ZM196 64H198V65H196ZM199 64H202V65H199ZM211 64V65H210ZM26 65H28V66H30V67H27ZM67 65L68 66H70V67H67ZM73 65V66H72ZM84 65V66H83ZM97 66V67H95V66ZM123 65H124V67H123ZM136 65L138 66L137 68H141V67H143V69L141 68V70H139V69H136L137 71H139V72H137L134 68H133V72H131L132 71V66H134V67H136ZM184 67H183V66ZM16 66H17V68H16ZM18 66H20L21 67V69H19L20 67H18ZM24 66V67H23ZM63 66L65 67V68H63ZM114 68H113V67ZM128 66H130V67H128ZM145 66V67H144ZM193 66V67H192ZM208 66H206V67H208ZM212 66V67H211ZM233 66V67H232ZM43 67H45L46 69L44 70V68ZM93 67V68H92ZM100 67H101V70H100ZM104 67V68H103ZM118 67V68H117ZM201 67V68H202ZM11 68V69H10ZM26 68H27V70H26ZM67 68H69L68 70H67V72L68 73H63V72H66V70H63V69H67ZM73 68V69H72ZM98 69V71H97V69ZM106 68V69H105ZM116 68V72L114 71V69ZM123 68V71L126 73H124V72H122L121 73V69ZM130 68H131V71H130ZM186 68V69H185ZM23 69V70H22ZM30 69H32L31 71H30ZM49 69V70H48ZM59 69H62V70H59ZM125 69V70H124ZM8 70V71H7ZM21 70H22V73H21ZM26 72H25V71ZM39 70H40V72H39ZM50 70L51 71H53V73L52 72H50ZM56 70H57V72L59 73V71H61V74L63 75V78H61L62 77V75L60 74H57V72H56ZM93 70V71H95V72H93L92 71V73H91V71ZM108 70V71H107ZM128 70L130 71V72H128ZM4 71V72H3ZM33 71V72H32ZM49 71V72H48ZM73 71V72H72ZM76 71H77V73H76ZM84 73H83V72ZM38 72V73H37ZM55 72H56V74H55ZM74 72H75V74H74ZM97 72V73H96ZM101 72V73H100ZM107 72V73H106ZM140 72H141V74H140ZM32 73V74H31ZM33 73H34V75H33ZM41 73V74H40ZM51 74V76H50V74ZM96 73V74H95ZM131 73H134V76L136 77V79H135V77L133 76V74L131 75ZM136 73H138V75H136ZM188 73V72H187ZM240 73H242V74H240ZM54 74V75H53ZM68 76H70V77H68ZM75 76H74V75ZM101 74H103V75H101ZM110 76H109V75ZM140 74V75H139ZM143 74V75H142ZM38 75H40V76H38ZM66 75V76H65ZM83 75H85V76H83ZM107 77H106V76ZM112 75V76H111ZM114 75H115V77H114ZM122 75V76H121ZM126 75V76H125ZM129 75V76H128ZM27 76V77H26ZM29 76V77H28ZM36 76L39 78H36ZM45 78H44V77ZM49 76L51 77V78H49ZM59 76V78L57 79V77ZM91 76V77H90ZM123 76H124V78H123ZM131 76V79L130 78H127V77H130ZM4 77V78H3ZM35 77V78H34ZM53 77V78H52ZM68 77V78H67ZM119 79H118V78ZM144 77H145V79H144ZM22 78H23V81H22ZM34 78V79H33ZM76 78V79H75ZM95 78H97L96 80H95ZM105 78H107L106 80H105ZM113 78V79H112ZM116 78V79H115ZM122 78L124 79V81L122 80ZM133 78V79H132ZM189 78V79H188ZM47 79H48V82H47ZM54 79V80H53ZM57 79V80H56ZM79 79V80H78ZM121 79V80H120ZM211 79V80H210ZM5 80V81H4ZM25 80V81H24ZM35 80V81H34ZM41 80H43V81H41ZM62 80V81H61ZM99 80V81H98ZM117 80V81H116ZM126 80V81H125ZM133 80V81H132ZM136 80H137V82H136ZM32 83H31V82ZM45 81V82H44ZM52 81V82H51ZM56 81H58V83L56 82ZM59 81H61V82H59ZM93 81V82H92ZM108 81H109V83H108ZM114 81V82H113ZM121 81H123V82H121ZM133 83H132V82ZM190 81V82H189ZM11 82V83H10ZM77 82V83H76ZM89 82V83H88ZM118 82V83H117ZM119 82H120V84H119ZM124 82H125V84H124ZM129 82V83H128ZM134 82H136V84L134 83ZM148 82V83H147ZM211 82V83H210ZM68 83V84H67ZM80 83V84H79ZM96 83V84H95ZM100 85H99V84ZM107 83L109 84V85H107ZM115 83H117V84H115ZM128 85H127V84ZM132 83V84H131ZM151 83V84H150ZM152 83H153V85H152ZM4 84V85H3ZM25 84V85H24ZM37 84V85H36ZM62 86H61V85ZM110 84H112V85H110ZM123 84V85H122ZM130 84V85H129ZM135 86H134V85ZM141 84V85H140ZM148 84H149V87H148ZM158 84V85H157ZM188 84H189V86H188ZM253 84V85H252ZM7 87H6V86ZM31 85V86H30ZM49 85V86H48ZM83 85V86H82ZM90 85H91V87H90ZM105 87H104V86ZM114 85V86H113ZM125 85V86H124ZM137 85V86H136ZM11 86V87H10ZM22 86V87H21ZM45 86V87H44ZM48 86V87H47ZM68 88H67V87ZM86 86H88V87H86ZM98 88H97V87ZM109 86H111V88L109 87ZM122 88V90H119V88L120 87ZM128 86V87H127ZM62 87V88H61ZM75 87V88H74ZM116 87H119V88H117L119 91H117V89H116ZM125 87V88H124ZM5 90H4V89ZM11 88V89H10ZM16 88V89H15ZM19 88V89H18ZM33 88V89H32ZM50 88H52V89H50ZM64 88V89H63ZM67 88V89H66ZM84 88V89H83ZM110 90H108V89ZM113 88H115V89H113ZM120 88V89H121ZM127 88V89H126ZM146 88V89H145ZM23 91H22V90ZM31 89V90H30ZM54 89V90H53ZM60 89V90H59ZM81 89H83V92H82V90ZM95 89V90H94ZM103 89V90H102ZM113 91H112V90ZM9 90V91H8ZM11 90V91H10ZM19 90H21V91H19ZM27 90H29V91H27ZM40 90V91H39ZM50 90H51V92H50ZM65 90V91H64ZM74 90V91H73ZM86 90V91H85ZM97 90V91H96ZM106 90V91H105ZM131 90V91H130ZM61 91V92H60ZM99 91H101V92H99ZM122 91V92H121ZM124 91H126V92H124ZM11 92V93H10ZM19 92H21V93H19ZM26 92V93H25ZM33 92V93H32ZM36 92V93H35ZM106 92V93H105ZM35 93V94H34ZM55 93H57V94H55ZM59 93V94H58ZM66 93V94H65ZM116 93V94H115ZM128 93V94H127ZM236 93V94H235ZM15 94V95H14ZM23 94V95H22ZM69 94H71V95H69ZM77 94V95H76ZM86 94V95H85ZM93 94H98L97 96L96 95H93ZM120 94V95H119ZM125 94V95H124ZM129 94H132V95H129ZM245 94V95H244ZM10 95V96H9ZM12 95V96H11ZM28 95V96H27ZM67 97H66V96ZM19 96H20V98H19ZM23 96V97H22ZM34 96V97H33ZM43 96V97H42ZM60 96H62V98H59ZM65 96V97H64ZM122 96V97H121ZM126 96V97H125ZM6 99H5V98ZM10 97V98H9ZM12 97V98H11ZM73 97V98H72ZM131 97V98H130ZM181 97H183V99L181 98ZM16 98V99H15ZM31 98V99H30ZM35 98V99H34ZM42 98V99H41ZM56 98V99H55ZM97 98H98V100H97ZM101 98V99H100ZM110 98H111V100H110ZM123 98V99H122ZM136 98V99H135ZM5 99V100H4ZM10 99V100H9ZM18 99H20V100H18ZM30 99V100H29ZM61 99V100H60ZM70 99H71V101H70ZM109 99V100H108ZM15 100V101H14ZM16 100H17V103H16ZM29 100V101H28ZM32 100V101H31ZM36 100H38V101H36ZM46 100V101H45ZM92 100V101H91ZM95 100V101H94ZM108 100V101H107ZM24 101V102H23ZM41 101V102H40ZM68 101V102H67ZM94 101V102H93ZM103 101V102H102ZM105 101V102H104ZM107 101V102H106ZM117 101V102H116ZM35 102V103H34ZM44 102H46V103H44ZM58 102V103H57ZM98 104H97V103ZM114 102V103H113ZM134 102V104L135 105H137L138 107L140 106V110L142 111V112H140V110H139V108L137 109V108H135L134 106V104L132 105V103ZM137 102V103H136ZM16 103V104H15ZM20 103V104H19ZM23 103V104H22ZM40 103V104H39ZM44 103V104H43ZM49 103V104H48ZM2 104V105H1ZM30 104V105H29ZM158 104V105H157ZM250 104V103H249ZM14 105V106H13ZM18 105V106H17ZM47 106V108H46V106ZM105 105V106H104ZM1 106H3V107H1ZM20 106V107H19ZM109 106V107H108ZM133 106V107H132ZM251 106V105H250ZM15 107V108H14ZM22 107V108H21ZM24 107V108H23ZM32 107H33V109H32ZM36 107H37V109H36ZM131 107V108H130ZM43 108V109H42ZM89 108V109H88ZM106 108V109H105ZM133 108V109H132ZM142 108V109H141ZM40 109V110H39ZM131 109H132V111H131ZM36 111V112H33V111ZM89 110V111H88ZM129 110H130V112H129ZM137 110H138V115H137ZM208 110H211V112H212V114H213V116H209V114L207 113V114H204V112H207ZM89 113H88V112ZM91 111V112H90ZM147 111V112H146ZM226 111H227V113H226ZM3 112H5V113H3ZM83 112H85V113H83ZM87 112V113H86ZM130 114V116H129V114ZM133 114H132V113ZM209 112V111H208ZM263 113L261 114V116L260 117H264V110L262 111ZM83 113V114H82ZM128 115H127V114ZM153 113H154V115H153ZM156 113V114H155ZM183 113V114H182ZM185 113V114H184ZM202 113V114H201ZM220 113V114H219ZM5 114H6V116H5ZM9 114H10V116H9ZM148 114V115H147ZM164 114V115H163ZM205 115V117H204V115ZM211 114V115H212ZM37 115V116H36ZM135 117H134V116ZM142 117H141V116ZM147 115V116H146ZM153 117H152V116ZM156 115V117H154ZM157 115H159L158 117H157ZM175 115V116H176ZM184 115V116H183ZM194 115V116H193ZM21 116V117H20ZM48 116V117H47ZM52 116V117H51ZM119 116H124L123 117V119L120 117V121H119ZM133 116V117H132ZM162 117V118H159V117ZM183 116V117H182ZM192 116V117H191ZM197 118H196V117ZM226 116V117H225ZM8 117H10V118H8ZM37 117V118H36ZM40 117V118H39ZM46 117V118H45ZM97 117V118H96ZM139 117V118H138ZM149 117V118H148ZM152 117V118H151ZM188 117V118H187ZM192 119H191V118ZM200 119H199V118ZM208 117V118H207ZM211 117H213L214 119H212ZM99 118V119H98ZM114 118V119H113ZM141 118V119H140ZM207 118V120H205ZM211 118V119H210ZM56 119V120H55ZM148 119V120H147ZM170 119V118H169ZM188 119V120H187ZM191 119V120H190ZM209 119H210V121H209ZM14 120V121H13ZM48 120V121H47ZM54 120V121H53ZM94 120H95V123H94ZM115 120L117 121V122H119V123H117V122H115ZM149 120H154V121H152V122H150ZM215 120V121H214ZM233 122H232V121ZM7 121V122H6ZM90 121V122H89ZM100 121V122H99ZM149 121V122H148ZM231 121V122H230ZM36 122V123H35ZM41 122V123H40ZM87 122L89 123V124H87ZM113 122L115 123V125L113 124ZM244 122V123H243ZM247 122V123H246ZM250 122V123H249ZM253 122V123H252ZM2 123V124H1ZM82 123H84V124H82ZM99 123V124H98ZM101 123H103L104 125H102ZM189 123V124H190ZM240 123V124H239ZM262 123V124H261ZM5 124V125H4ZM8 124V125H7ZM91 124V125H90ZM110 124V125H109ZM70 125V126H69ZM77 125V126H76ZM79 125H80V127H79ZM83 125V126H82ZM94 125V126H93ZM119 125H120V127H119ZM119 125H117L118 127H119V129L121 128V124H119ZM230 125V126H229ZM9 126V127H8ZM11 126V127H10ZM14 126V127H13ZM31 126V127H30ZM50 126V127H49ZM124 126V125H123ZM122 126V127H123ZM243 126V127H242ZM3 127V128H2ZM30 127V128H29ZM77 127V128H76ZM98 127V128H97ZM262 127V128H261ZM41 128V129H40ZM44 128H45V130H44ZM52 128V129H51ZM88 128H90L89 129V131H88ZM96 128V129H95ZM112 128V129H111ZM245 128H247L246 126H245ZM17 129V130H16ZM38 129V130H37ZM55 129V130H54ZM84 129V130H83ZM115 129H117L118 130V128L116 127ZM239 129V130H240ZM13 130H14V132H13ZM20 130V131H19ZM42 130V131H41ZM57 130H58V132H57ZM98 130H99V132H98ZM102 130H104V132H102ZM106 130V131H105ZM109 130V131H108ZM24 131H25V133H24ZM34 131V132H33ZM40 131V132H39ZM47 133H46V132ZM80 131H81V133H80ZM86 131V132H85ZM100 131H101V134H99L100 133ZM17 132V133H16ZM22 132V133H21ZM30 132V133H29ZM32 132V133H31ZM39 132V133H38ZM57 132V133H56ZM78 132V133H77ZM84 132V133H83ZM94 132V133H93ZM11 133V134H10ZM52 133V134H51ZM91 133V134H90ZM6 134H7V136H6ZM10 134V135H9ZM16 134V135H15ZM24 136H23V135ZM35 134V135H34ZM37 134V135H36ZM78 134H79V136H78ZM87 134V135H86ZM92 134H93V136H92ZM105 134V135H104ZM111 134V133H110ZM62 135H63V137H62ZM66 135V136H65ZM77 135V136H76ZM102 135V136H101ZM104 135V136H103ZM2 136V137H1ZM4 136V137H3ZM11 136H14L13 138L11 137ZM65 136V137H64ZM75 136V137H74ZM88 136H89V138H88ZM95 136V137H94ZM17 137V138H16ZM23 137V138H22ZM28 137V138H27ZM84 137V138H83ZM87 139H86V138ZM97 137V138H96ZM101 137V138H100ZM105 137V138H104ZM8 138V139H7ZM22 138V139H21ZM26 138V139H25ZM30 138V139H29ZM71 138V139H70ZM94 138V139H93ZM100 138V139H99ZM102 138H104V140L102 139ZM4 139V140H3ZM51 139H53V140H51ZM61 139V140H60ZM64 139L67 141H64ZM80 139V140H79ZM10 140H12V141H10ZM22 140V141H21ZM40 140V141H39ZM42 140V141H41ZM70 140V141H69ZM87 140V141H86ZM95 140V141H94ZM98 140V141H97ZM99 140H100V142H99ZM48 141H49V143L51 144V145H54L55 143L57 144H55L57 147H55L54 149H53V147L55 146H53L52 147V152L51 153H47L46 151V149H48L47 147H49V143H48ZM50 141H52V143L50 142ZM45 144H44V143ZM80 142V144H78ZM82 142V143H81ZM98 142H99V144H98ZM11 143H12V145H11ZM34 143V144H33ZM43 143V144H42ZM47 143H48V145H47ZM59 143H61L60 145H59ZM68 143H70V144H68ZM75 143V144H74ZM85 145H84V144ZM88 143V145H86ZM90 143V144H89ZM106 143V144H105ZM255 142H253V144H254ZM63 144V145H62ZM104 144H105V146H104ZM50 145V146H51ZM79 145V146H78ZM31 146V147H30ZM44 146V147H43ZM87 146V147H86ZM94 146V147H93ZM114 146H115V144H114ZM37 147H40V148H37ZM45 147H46V149H45ZM73 147L75 148L74 150H73ZM86 147V148H85ZM106 147V148H105ZM35 148V149H34ZM59 150H58V149ZM60 148H61V151H60ZM90 148V149H89ZM106 150H105V149ZM57 149V150H56ZM64 149H66V151L64 150ZM78 149V150H77ZM29 150V151H28ZM42 150V151H41ZM93 150V151H92ZM104 150H105V152H104ZM5 151V152H4ZM31 151V152H30ZM33 151V152H32ZM39 151V152H38ZM53 151H56V152H53ZM63 151V152H62ZM68 151H69V153H68ZM86 151H88V152H86ZM107 151V152H106ZM38 152V153H37ZM41 152V153H40ZM76 152V153H75ZM79 152V153H78ZM33 153V154H32ZM47 153V154H46ZM54 153H56V154H54ZM65 153V154H64ZM71 153V154H70ZM87 153V154H86ZM106 155H104V154ZM29 154V155H28ZM36 154V155H35ZM44 154V155H43ZM78 154H79V156H78ZM82 154V155H81ZM90 154V155H89ZM57 155V156H56ZM71 155V156H70ZM93 155V156H92ZM45 156V157H44ZM47 156V157H46ZM49 156V157H48ZM62 156V157H61ZM68 156V157H67ZM91 156V157H90ZM73 157V158H72ZM80 157V158H79ZM83 157V159H81ZM85 157V158H84ZM64 158V159H63ZM87 158H89L88 159V163H87V161H84V160H86ZM53 159V160H52ZM59 159H61V160H59ZM72 159V160H71ZM76 159V160H75ZM64 160V161H63ZM65 160H67V162L65 161ZM74 160V161H73ZM78 160V161H77ZM83 161V162H82ZM60 162H62V163H60ZM71 162V163H70ZM77 162V163H76ZM79 162V163H78ZM80 162H81V164H80ZM87 163V164H86ZM91 165H90V164ZM64 164V165H63ZM66 164V165H65ZM82 164H84V165H82ZM70 166V167H69ZM72 166H73V169H72ZM77 166V167H76ZM62 169H61V168ZM66 167V168H65ZM75 167V168H74ZM58 168V169H57ZM65 168V169H64ZM79 168V169H78ZM236 168V169H235ZM234 168V166H231V167H229L228 168V170H230L231 169V172L229 173L228 172V180H230L229 181V185H230V188L232 189V192L233 193H237L238 194V190H240V188L241 189H243L245 192H247L246 194H247V196H248V202L245 204V206H249V208L250 209H246V212H248V214L247 213H245V214H247L249 217H252V215H257V213L259 214V216H260V212L261 211H263L264 212V196H262V195H264V190H262L263 188H264V185H263V182H262V179H261V177L255 172V170L251 167V166H249V165H239L238 167H235ZM242 168V169H241ZM245 168V169H244ZM248 168V169H247ZM67 169V170H66ZM71 169V170H70ZM81 169V170H80ZM88 169V170H87ZM235 169L236 171H233V170ZM45 170V171H44ZM73 170V171H72ZM85 170V171H84ZM243 170H244V172H243ZM246 170V171H245ZM12 171H14L13 173H12ZM67 171V172H66ZM72 171V172H71ZM83 171V172H82ZM89 171V172H88ZM238 171L239 172H241V173H238ZM248 171V172H247ZM44 172H46L45 174H47V177H46V175L45 174H43ZM86 172V173H85ZM91 172V173H90ZM252 172L254 173V174H252ZM4 173V174H3ZM11 173V174H10ZM17 173V174H16ZM50 173V174H49ZM61 173V174H60ZM93 173V174H92ZM234 173V174H233ZM250 173V174H249ZM9 174V175H8ZM13 174V175H12ZM59 174V175H58ZM233 176V178H231V175ZM18 175V176H17ZM96 175V176H95ZM256 175V176H255ZM44 176H45V178H44ZM85 176H86V178H85ZM254 176V177H253ZM260 178H259V177ZM22 177V178H21ZM67 177V176H66ZM239 177V178H238ZM252 177V178H251ZM256 177H257V179H256ZM234 178H235V180H234ZM244 178V179H243ZM247 178V179H246ZM51 179V180H50ZM66 179V180H65ZM86 180V181H84V180ZM231 179H233V180H231ZM256 179V180H255ZM261 181H260V180ZM22 180V181H21ZM48 180V181H47ZM50 180V181H49ZM88 180V181H87ZM91 180H93V181H91ZM98 182H97V181ZM100 180V181H99ZM248 181V182H246V181ZM252 180H254V181H252ZM51 181H53V182H51ZM91 181V182H90ZM250 181V182H249ZM256 181V182H255ZM83 182H81L82 184H83ZM92 182H94V183H92ZM104 182V183H103ZM233 182V183H232ZM237 182V183H236ZM247 185H246V184ZM261 183V184H260ZM103 184V185H102ZM236 184H238V185H236ZM253 184V185H252ZM254 184H256V185H254ZM242 185H244V186H247L246 188L244 187V186H242ZM250 187H249V186ZM259 185V186H258ZM46 186V187H45ZM236 188H235V187ZM256 186V187H255ZM258 186V187H257ZM262 186V187H261ZM28 187V186H27ZM102 187H100V190L102 189H104V188H102ZM234 187V188H233ZM3 188H4V190H3ZM7 189H5V187H2L1 185H0V193L2 194H0V205L2 206V208H1V206H0V264L2 263V261L4 262L5 260H4V258L6 259V260H9V263L8 264H11L10 263V260H11V258L14 256V255H16L17 257H19L20 258V260L18 261V263H13V264H40V255H41V253H42V251H43V249H42V247H41V245H40V242H39V239H38V236H39V232H37L36 230H35V228L34 227H32L33 226V224H32V222H30L31 221V219L28 217L29 215L27 214L28 212H25V211H28L27 209H26V206H24L25 204H26V202L28 201V197H19L20 199H18L17 197L15 198V199H13L15 196H16V191L14 190L13 191V187H10V186H8V187H6ZM12 188V189H11ZM262 188V189H261ZM9 189V190H8ZM258 189V190H257ZM6 190V191H5ZM30 190V189H29ZM64 190V191H63ZM248 190V191H247ZM249 190H250V192L252 193L251 195H249ZM260 190H262V191H260ZM59 193H58V192ZM236 191V192H235ZM259 192V193H257V192ZM30 192V191H29ZM261 192H262V194H261ZM63 193V194H62ZM254 193H255V195H256V193L258 194V195H254ZM14 194V195H13ZM65 195V196H64ZM254 195V196H253ZM260 195H261V197H260ZM14 196V197H13ZM258 196V197H257ZM263 197V198H262ZM5 198H7V200L5 199ZM10 198V199H9ZM258 198V199H257ZM3 199V200H2ZM11 199H13V200H11ZM30 199H32L31 201H33L34 202V198L32 197V198H30ZM37 198H35V201H37L36 200ZM59 199V200H58ZM253 199V200H252ZM9 201V203L7 202V203H5L6 201ZM27 200V201H26ZM255 200V201H254ZM12 201V202H11ZM252 201V202H251ZM257 201V202H256ZM36 203H38V202H36ZM251 203V204H250ZM15 204V205H14ZM24 204V205H23ZM53 204V205H54ZM248 204V205H247ZM11 205V207H9ZM23 205V206H22ZM52 205V206H53ZM233 205H234V203H233ZM261 205V206H260ZM20 206H22V207H20ZM230 206H232V205H230ZM8 207V208H7ZM17 207V208H16ZM23 207H25V208H23ZM53 207H56V204H55V206H53ZM235 209H233V208ZM232 207H230V213H232V215L234 214H243V213H241V212H243V210L241 211H239V210H237V207L236 206H232ZM236 207V208H235ZM260 207V208H259ZM6 208V209H5ZM24 210H23V209ZM257 208V209H256ZM4 209H5V211H7V213H6V215H5V213H4ZM21 209V210H20ZM232 209V210H231ZM259 209V210H258ZM261 209V210H260ZM248 210V211H247ZM250 210V211H249ZM253 210V211H252ZM1 211H3V213L1 212ZM17 211V212H16ZM235 213H234V212ZM236 211H237V213H236ZM239 211V212H238ZM19 212V213H18ZM250 212V213H249ZM253 212H256L255 214H252ZM10 214V215H9ZM28 216H27V215ZM237 214V215H238ZM2 215V216H1ZM13 217H12V216ZM28 217V218H27ZM248 217V219L250 220V218ZM7 218V219H6ZM12 218V219H11ZM25 218H27V220L25 219ZM29 219V220H28ZM8 220V221H7ZM51 220V219H50ZM10 221V222H9ZM236 221V220H235ZM234 222V221H233ZM237 222V221H236ZM11 223V224H10ZM24 223V224H23ZM240 223V222H239ZM239 223H235V225H234V227H236V226H241V224H239ZM3 225V227H2V225ZM234 224V223H233ZM238 224V225H237ZM5 225H7V226H5ZM5 226V227H4ZM25 226V227H24ZM27 226V227H26ZM11 227V228H10ZM24 227V228H23ZM4 228V229H3ZM8 228V229H7ZM238 229H239V227H237ZM241 228L243 229V226H241ZM238 231V230H237ZM53 231H51V235L52 234H54V233H52ZM139 230H133L132 231V233H131V231H128V232H125L126 233V236L127 237H130V239L129 238H127L126 240L127 241H131V239H132V241H133V244H137L138 243V248L139 249H141L143 252L145 251V253L147 252L148 253V255H149V252H152V249L150 248L149 249V246H147V248H146V244H143L145 241H144V239L145 238H142V236L141 235H143L145 232H143L142 231V233L143 234H139ZM124 233V234H125ZM136 233V234H135ZM128 234V235H127ZM131 234V235H130ZM132 235H133V237H132ZM134 235H135V237H138L139 238V242L137 241V240H135V239H138V238H135L134 237ZM137 235V236H136ZM140 236V237H139ZM264 236V235H263ZM209 237V236H208ZM207 237V238H208ZM143 239V240H140V239ZM205 237H203V240H202V237H201V240L199 239H197V243H196V241H195V243L193 242V244L195 245V246H193V244H192V246L194 247V248H192V249H194V250H191V243H189V245L188 244H186V248L184 247V252H185V254L187 255L188 254V252H189V256H190V254H191V258H192V252H194V253H196V251H199L200 250V252L201 251H205V253H207L206 252V249H207V251H208V253L207 254H211V256H210V258H209V256L207 257V254H206V257H203V259H202V257H201V259L199 260L200 262L201 261H203V263H201V264H208V262L210 263V264H215V262H216V264L218 263V264H227L226 262H227V250L224 252V253H222L223 254V256H224V254H225V258H221V256H219L218 257V255H220L219 253H218V255H217V253H215V252H217V251H214V248H212L213 247V245H212V241L209 239V242L211 243V244H208V248L204 245V247H202V245L204 244V243H206V240L204 239ZM253 238H249L248 237V240H249V242H250V240H252ZM255 239H257V238H255ZM123 240V239H122ZM145 240H147V239H145ZM254 240V239H253ZM262 240V241H261ZM261 240H258L259 242V245H258V243H257V240L255 241L256 242V244L259 246H257V245H254L255 243H254V241H251L250 243L248 242V245H250V250H254V251H250L251 252V254L252 255H254L255 253L258 255L259 254V252H260V254L262 255V259H259V257L258 256H260V255H256L257 257H256V259L255 258H253V259H251V261L250 262H252V260L257 264V263H259L260 264V262H261V260H263L264 261V245H262V248L263 249H261V245L260 244H264L263 243V241H264V238H261ZM114 241V240H113ZM135 241V242H134ZM137 241V242H136ZM140 241H141V243H140ZM144 241V242H143ZM199 241H201L200 242V244H199ZM262 243H261V242ZM202 242H203V244H202ZM208 241H207V243H209ZM252 242H253V245H251L252 244ZM132 243V242H131ZM76 247H75V246ZM73 245V248H72V250L74 251H72V255H70V256H72V257H75V258H73V260H72V264H86L85 263V261L87 262V264H103L102 262H104V264H111V258L113 257V255L114 254H116V251H117V249L116 248H114L113 246V248H111V249H113V250H116L115 251V253H113V251L111 250L110 251V248H108V250H106V252H104V254H102L101 256H96L97 258H99L98 260H97V258L95 257V256H92V259H94V260H89L90 262H88V260H81V262H80V260H78V262H80V263H78V262H76L77 261V259H79L80 257H82V253H84V252H80V251H85L86 249H88V248H86L85 246L86 245H84L83 246V244L80 246V244H74ZM143 245V246H142ZM201 245V246H200ZM210 245H212V249L209 247ZM80 248H79V247ZM197 246V247H196ZM256 247L257 249H252V247ZM135 247H137V246H135ZM195 247H196V249H195ZM198 247H200V249H198ZM84 248V249H83ZM86 248V249H85ZM202 248H204L203 250H202ZM206 248V249H205ZM260 248V249H259ZM79 252H76V250ZM218 249H221V248H218ZM147 250V251H146ZM189 250V251H188ZM210 250H212V252L210 251ZM222 250V249H221ZM52 251V253H53V255H54V252H53V250H51L50 249V252ZM110 251V252H109ZM188 251V252H187ZM190 251H191V253H190ZM213 251H214V253H213ZM257 251V252H256ZM109 252V253H108ZM202 252V253H203ZM51 253V254H52ZM74 253V254H73ZM81 253V254H80ZM106 253H108V254H106ZM111 253L113 254L112 256H110L111 255ZM193 253V254H194ZM254 253V254H253ZM105 255V256H104ZM106 255H108L109 257H110V262L107 260V257H106ZM212 255H213V257H212ZM214 255L216 256V257H214ZM79 256V257H78ZM103 256V257H102ZM171 256V255H170ZM169 256V257H170ZM189 256H187L188 257V259H190V260H188L186 257V262H185V264L186 263H188V261L190 262V263H188V264H191V262H192V264H194V259L192 258H190ZM104 257H106V258H104ZM171 257H173V256H171ZM167 258L168 260H166L167 262L169 261V263L170 264H172L173 263V261H174V264H177V262H176V260H175V258L173 257V258ZM261 257V256H260ZM96 258V259H95ZM206 260H205V259ZM212 258V259H211ZM216 258H218V260L216 259ZM220 258V259H219ZM105 261H104V260ZM215 261H214V260ZM224 259H225V262H224ZM260 261H259V260ZM172 260V261H171ZM208 260H211V261H208ZM212 260H213V262H212ZM102 261V262H101ZM204 261H205V263H204ZM206 261H208V262H206ZM222 261L224 262V263H222ZM74 262V263H73ZM105 262H107V263H105ZM109 262V263H108ZM166 262V263H167ZM176 262V263H175ZM200 262H197L198 264H200ZM212 262V263H211ZM254 262H252V263H254ZM165 263V264H166ZM254 263V264H255ZM168 264V263H167Z\"/></svg>",
	"mask_w": 264,
	"mask_h": 264
}]
</instances>
